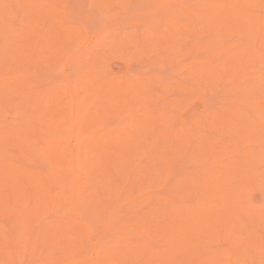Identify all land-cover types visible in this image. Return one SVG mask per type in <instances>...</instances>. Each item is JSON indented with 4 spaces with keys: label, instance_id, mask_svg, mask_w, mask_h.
<instances>
[{
    "label": "rangeland",
    "instance_id": "374dc122",
    "mask_svg": "<svg viewBox=\"0 0 264 264\" xmlns=\"http://www.w3.org/2000/svg\"><path fill=\"white\" fill-rule=\"evenodd\" d=\"M6 1L7 2H10V4H11V6H12V8H14L13 10H15L16 12H15V14H17V16L18 17H15L16 15H12V14H14L13 12L11 13L10 12V14H9V17H8V19L5 17V15H3V21L2 20H0V21H2V22H0V27H2V23L5 21V20H8V21H11L12 23V28H17V27H20V28H18V31H15L14 32V35L9 39V37L10 36H8L7 38H4V39H9V40H4L3 38V40L6 42H4L2 39H1V37H0V44H1V48H0V55H1V53H2V50H3V46H2V42H3V45L4 46H10L9 48L11 49V48H13L14 50H15V52L13 53V55H10V57L12 56V59H10V61H9V58H8V61H6L4 58H5V54L3 55V53H2V55H3V57H2V55L0 56V57H2L3 59H1V60H5V63H4V61H2V64L0 63V87H2V88H0V89H3L4 87H6L8 90H9V95H8V97H9V100H12V103H14V104H16V105H14V104H10L9 106H6L5 105V103H4V99H6V96L5 95H2L1 93H0V105H1V108H3V106H4V110L2 109V112H1V108H0V134H2V133H4L5 131H7V130H14V129H16V130H14V131H16L15 133H19V130H18V128L19 127H23V125H24V123H25V121L26 120H31V121H33L34 120V118L33 119H31L32 118V116L30 117V118H28L30 115H32V114H30V113H32V111H34V109H36L37 108V110H39L40 109V105H39V103H37L36 101H38V98L37 97H32L34 94H37V92L39 91L40 93L41 92H43L42 90H44V92H47V91H52V87H53V84L54 85H58V83H62V85H63V87H64V85L65 86H67V78H66V76H68V79H71V80H69L70 81V83H71V85H72V83L74 82V83H76V84H78V87H79V90H78V87L76 86V84L73 86V90H74V94L77 96V94H76V91H80L79 92V96H80V94L82 93L83 95L85 94V92L87 91V92H89L90 94H92V96H93V99L91 100V98H90V100L91 101H89V100H87V102H88V106L89 105H92V106H90L91 108H89V111H91V113H92V111L95 109V108H99V107H95V106H93V104L96 102L95 100V98H97V96L96 95H98V94H96L95 93V91L97 92V90L98 89H96V87H97V83H98V81H99V83L98 84H100V82H110L111 80H115L114 78H117V77H120V78H118L119 80H121V81H125V80H127V78L126 77H130V78H128V79H131L132 78V81H128L129 82V86L127 87L128 89V91H127V95H128V102H127V106H126V104L124 105V106H126V109H125V107H124V109L126 110H123V111H121L120 113H119V108H121L120 106H122L123 107V102H121L118 106V108H117V105L115 104V103H111V105L112 106H114V108L112 107V108H110L109 109V107H111V106H109L108 107V105H107V107H106V109L103 111V114L101 115V117H100V119L98 120H92L91 121V127L90 126H88L87 127V130H85V134L84 135H86V136H82L81 138L82 139H85V137H87V136H89V137H91V136H93V134L92 133H95V135L97 134V135H100L101 133H103L104 131H106V132H112V133H120V132H123V130H128L129 132L131 131V132H133V133H131V134H134L135 133V135L136 136H138V138L139 137H142V138H140L139 140H141L142 139V142H140L141 143V145H140V147L141 146H146V144L145 143H147L148 144V142L150 143V148H148V146L145 148V151H144V149L142 150L143 152L141 153V151H137V148L139 147V146H136L137 148L135 149V147H134V149H133V151H129L130 150V148L127 150L128 152H133V153H140V155L139 156H142V158H141V161H139L140 160V158L138 159V161L139 162H137L136 160H135V158H133V156H135V155H133V153H129L130 154V156H131V160H129L130 159V157H129V159L128 160H126V161H128V163H131V165H130V167H129V169L131 168V166L133 167V170L132 169H130V170H132V171H130L129 169L127 170V171H129L130 173L129 174H131V173H136L135 174V176L137 177L138 175H140V173H141V175H143V176H140V177H147V179L149 178L150 180H152L151 179V177L155 180V182H156V186L155 185H153V184H151L150 183V180H149V182L147 181V179H146V181L144 180L143 181V183H142V185L140 184V185H137L136 184V186L135 187H137L138 189H139V187H140V189H141V187L143 188V189H146L147 188V185H148V188L149 189H146V190H143V191H139V190H136V191H139V194H137V192L136 191H133V193L130 195H126V194H128V193H131L132 192V190H131V192L130 191H126V194H125V191H123V189L125 188V187H127V186H129L127 189H129L130 190V185H129V183H128V178L129 177H131V179H132V176H134V174H131V175H129L128 173H127V171H126V176H128V178L126 177V179L124 178V176H125V172L123 171V169H124V167L123 168H121V167H119V166H121L122 164H123V161L121 162L119 159L120 158H118V157H115L116 156V154L115 155H112L110 152H109V150H110V148H109V146L108 145H106V146H104V147H106V153H108V155H110V157H108V155H106V153H105V155L104 154H102L101 155V158H99V160H97V161H99V164L102 162H104L103 164L101 163V166L99 165V169H100V167L102 168V166L103 165H105V167L106 166H108V165H110L111 167H112V165L115 163V162H117V160H119V162L118 163H120V164H117V163H115V164H117L118 165V167L119 168H117V167H115V168H117L118 170V174H115L114 175V177H116V179L115 178H113V180H109V182L112 184L113 183V185H112V187L114 186V196L117 198V204H118V206L116 207V210L117 211H115V212H113L112 214H109L110 215V217H108L109 219L107 220V217H106V221H107V223L104 221V223H102L101 225H97L96 223H95V221H93V223H95L96 224V228H94V226L91 228V229H93V230H90V235H91V237L88 235V234H85V232H84V237H83V235H81V234H79V235H77L78 237H80V240L79 241H81V242H84V240H87L86 242H84V243H81V242H79V243H81L80 244V246L82 247V248H84L83 246L85 245V248L83 249L84 250V254H87V252L85 251V250H87L88 251V254L90 253V255H88V257L86 256V257H83V255H82V252H83V250L81 249V247L79 246V248H80V250H82V252H80V250H78V251H76V253H75V255H77V252H80L79 254H80V258H76V257H78V256H74V258H75V261L73 260V262L72 261H70V263L72 262L73 264H83V263H85L86 262V264H91V263H93V262H90V260H92V259H94V257L95 256H97L98 254L97 253H99V251L100 252H103L104 251V256H103V254H101L102 256H103V259H100V261L101 262H105L106 264H107V262L108 263H112V264H118V263H115V262H117V254L119 253V256H121L122 257V255L123 254H125L127 251H126V249H128L127 247H126V245L125 244H127V242L126 241H128V240H132V237L133 238H135L134 236L135 235H137L138 237H141L140 239H142L143 241H141L140 243H141V245L142 244H148V246H149V248L147 247L146 248V246H145V248H143V246H141V247H139L138 249H139V251H140V249H141V252L142 253H140L141 255L143 254V250L144 249H153V250H159V249H156L157 247H159L160 248V252H162V251H165V250H167V249H173V247L174 246H176L177 244H178V242L179 241H173V243H171V240H170V242H168V241H166V240H169V239H167L166 238V240H164L163 242H159V243H161V244H159L158 242V244H153V243H151V242H153L154 241V239H153V236H151L152 238H150V243L149 242H147L148 240H147V237H149L148 236V233L151 231V230H154V227L157 225V221L159 220H156L157 219V216L156 217H154V218H156L155 220V222L153 223V221L151 222L150 221V224H152L151 226L152 227H150V226H147L146 225V223L143 225V227H141L142 225L140 224V226L138 225L139 223H138V221H140L141 220V223H142V220L144 221V222H146V219L144 220V218H146L147 216L149 217L150 215V218L151 217H153L152 215H154L151 211V213H150V215L148 214V211H146V212H144L145 211V208H146V210L148 209H150L149 207L152 205V208H156V210H152V211H154V212H156V215H158V214H160L161 212H163V214H164V216H165V214L166 213H169V210L173 207V206H176V204H177V201H181V203H182V201H183V203L184 202H186L187 204L189 203L190 205H192V206H194L195 207V209H196V212L195 213H199V210H197V208H202V210H204L205 208L203 207L204 205H202V204H204L205 203V201H206V199L205 198H207V199H209V200H214V201H218L219 199V201H221L222 200V204L224 205V207L227 209H225L224 207H223V209H224V211H226V213H228L230 216H228V214H227V217H225V213H224V211H223V209L221 210V213H218V214H222L221 215V218H228L229 217V219H227V220H231V221H233V222H231L230 221V223H231V225H234V227L233 226H231L232 227V231H230V232H226V231H228L227 229H225V232H226V234H225V232H224V234H225V236L224 235H221V233H223V231H224V228H222V227H224V226H221L222 225V222H221V225H218L217 223L215 224V223H212L211 222V224L209 225V230H208V232H211V233H208V234H210V236H211V238L209 237V239L210 240H207L208 238L205 236H203L202 237V235L203 234H200L201 236H199V234L196 236V240L198 241V239L201 237L202 239H201V241L203 240L204 241V243L203 242H201L202 244H207L206 245V247H209V245L211 246V247H209V248H211V249H209L210 251L213 249L214 251H215V249L216 250H219V248L221 247V249L220 250H224L225 248H227V245H228V243H226V242H228L229 241V243H230V245H231V247L232 246H234V247H236L235 248V257L236 258H238L239 259V261H243L242 263H244V260L246 259V258H252V263H251V261L250 260H245V262L246 263H249V264H264L263 262H264V255H263V253H264V250L262 251V252H260V251H258L259 252V254L261 255V256H263V257H260L261 259L263 258V260H257V259H259V254H255V255H258L257 257L255 256V257H253V255L254 254H252V257L251 256H249V254H250V251L248 252V247L246 246V245H244V244H246V242L247 241H249L250 239H251V235H253V239L255 238L254 236H256V238L257 239H259L260 238V236L262 237V239L264 238V217H259V216H255V217H259L258 219H256V220H252V221H249L250 220V218H247V217H250V214L252 213L253 214V212H255L256 214H258L257 212H260V213H262L263 212V215H264V208H261L260 209V206H264V188H262V187H264V186H262V184H264V182H263V180H264V172H262V171H260V169L258 168H256V166H260V168L262 167L263 169H264V163L262 164V163H259V165H258V163H256L255 161H254V163H253V160H254V158L252 157V155H251V151H252V153H254L253 155L254 156H257V154L258 155H260L259 153H257V151H254V150H257V149H254V148H257L256 146H259L258 147V150H259V148H261V154H262V159H264L263 158V154H264V139L262 140V141H260L261 139L260 138H263V137H261V135H260V131H259V128H255L256 126H249L250 124L252 125V124H254V122H255V120L257 121V118H258V116L259 117H262V118H259V119H264V109H263V106H264V86H262V85H264V83H262L261 85H260V83L262 82V81H264V59L259 63V61H260V59H259V57H260V55H256V49H257V51H258V49L260 50L261 49V47L262 46H264V41H262V39L264 40V32H263V29H262V35H260L261 34V31H258V32H260L258 35H260V37L258 36V35H256L255 36V34L254 35H252V38H253V36H255L253 39H251V36H248V34H250L251 35V33H249V28L250 29H252L253 30V32L254 33H256V30L257 29H259V27H258V25H256L257 26V29H256V27H255V29H254V26H255V24L254 23H256V24H259L258 22L259 21H257L258 19L256 18V20H252V17L254 16V15H256L257 14V12L256 11H258L259 13V16H262V14H263V16H264V13L262 12L263 10H264V4H263V2L264 1H260V4L258 5H254V6H252V4L250 5L249 4V2H250V0L249 1H247L246 0V2L244 3V1L242 0V2H243V4H241V8L242 9H249L251 12H252V10L254 9H256L255 10V12H252L254 15L250 18V17H248V16H245V18H246V20L248 21V18H250L251 20L250 21H252L251 23H252V26L251 25H248V23H249V21L247 22V21H245L244 19L245 18H243V16L241 15L240 16V19H236V17L238 16V15H232V12H230V8H229V6L227 5V4H229L228 2H230L232 5H237L238 4V0H235L233 3L231 2V1H233V0H184V2L185 3H183V0L181 1V0H149V1H147V0H131V2L129 3V4H127V5H125V4H123L122 6H121V3H123V2H121V1H123V0H115V1H120L119 3L117 2H115V5H114V7H112V8H107V7H103L104 5H101L100 3H101V0H51V2H53V8L52 9H50L49 11H51V12H49V15H53V13H54V15L55 16H58V17H56V20L58 19V21L59 20H61V22L63 21L65 24L64 25H66V26H69V27H72V29L73 30H75V32L77 31V29H79V32H78V34H77V32H76V39L74 38V40H75V42L74 41H72V43L71 44H65V46H64V49H63V55L61 54V56L59 57V58H57V59H55L53 56H51L50 54H53V51L51 50V49H53L52 47H51V49H50V47H45V45H43V44H38V45H34L33 44V48H31V50H29V51H27L29 54H31L34 58H36L37 60H39L40 59V61H41V59H44V61H39V63H36V64H32V65H27L26 66V64H27V62H31V63H33V60H35L34 58H29L30 59V61H29V59L27 58L26 60H28V61H26V64L24 63L25 61H24V59L26 58L25 57V51H24V49H26V47L25 46H23V48L21 47V49H19L20 48V46H22V43H23V41H24V39H25V37H27L28 36V34L26 33L25 34V32H27L28 30L30 31V33H33L34 35H32V34H29V36L31 35V36H35L36 34H37V30H34L35 28H43V30H42V32L44 31V30H46L45 28H51L52 27V25L53 24H51V20L50 21H48V20H46L45 19V21H46V24L43 22V24H39V25H37V23H35V21L36 20H33L32 19V15H30L28 12V14L26 13V11L25 10H30V9H41V10H44V8H46L45 7V5H46V1H48V0H15V2H13L12 0L10 1V0H5V3H6ZM102 1H104V0H102ZM106 1V0H105ZM113 1V0H112ZM146 1V2H145ZM162 1V2H161ZM224 1V2H223ZM21 2V3H20ZM100 2V3H99ZM125 2V1H124ZM126 2L128 3L129 2V0L127 1L126 0ZM125 2V3H126ZM145 2V3H144ZM150 2V3H149ZM218 2V3H217ZM223 4H225L224 6H227V7H224V9H226L227 8V10H223V8H222V3ZM97 3H99V4H97ZM103 3V2H102ZM105 3H107L108 4V1H106ZM104 3V4H105ZM110 3H113L114 4V2H110ZM162 3V4H161ZM7 4H9V3H7ZM113 4H111V6L113 5ZM220 4V5H219ZM246 4V5H245ZM17 5V6H16ZM128 5H130V6H128ZM213 5H215L216 7H218L217 8V10L216 11H213V10H211L210 8H212L213 7ZM244 5V6H243ZM250 5V6H249ZM107 6V5H106ZM110 6V5H109ZM127 6H128V8H127ZM147 6V7H146ZM214 6V7H215ZM260 6V7H259ZM1 7V6H0ZM25 7V8H24ZM125 7V8H124ZM168 7L170 10H172V14L170 15V12L171 11H169V13L168 12H166V8ZM185 7V8H184ZM192 7V8H191ZM216 7L214 8V9H216ZM232 7V6H231ZM263 7V9L261 10V8ZM148 8V9H147ZM187 8V9H186ZM1 9V8H0ZM25 11V13L23 14L22 12H23V10ZM146 9L149 11L150 10V12H146ZM165 9V10H164ZM182 9H183V11L186 13V10H195L194 11V13L193 12H190V14H185L186 15V17H184L185 15H183L182 13H183V11H182ZM221 9V10H220ZM258 9H260V11L258 10ZM164 10V11H163ZM220 10V11H219ZM228 10H229V13H228V16L227 15H225L224 13H226V12H228ZM253 10V11H254ZM179 11H182L181 13L179 12ZM209 11V12H208ZM225 11V12H224ZM18 12V13H17ZM160 12V13H159ZM162 12H166V14H169L170 15V17H172L173 16V14L176 16V14H177V16L178 17H175V16H173L172 17V19L174 20V18L175 19H177L176 20V22H175V20H174V22H172L173 20H171L170 18H169V16L168 15H166V14H161ZM174 12V13H173ZM197 12V13H196ZM214 12L215 14H217V16H219V17H221V15H222V17L223 16H225V17H227V18H221V22L222 21H224V22H226V23H224V24H221V22L220 21H218V19L217 18H219V17H217V18H213V16H216L214 13V15H212V13ZM262 12V13H261ZM51 13V14H50ZM160 14L159 16H158V14ZM179 13V14H178ZM191 13H193V14H191ZM195 13H196V18H195ZM231 13V14H230ZM1 14V13H0ZM24 16H23V15ZM199 14V15H198ZM220 14V15H219ZM227 14V13H226ZM230 14V15H229ZM2 15V14H1ZM1 15H0V17H1ZM12 15V16H11ZM29 15V16H28ZM150 15V16H149ZM188 15V16H187ZM193 15V16H192ZM212 15V16H211ZM244 15V14H243ZM59 16H62V17H59ZM153 16V17H152ZM230 16H232V18L230 17ZM262 16V17H263ZM24 17V18H23ZM147 17H149V18H147ZM188 17V18H187ZM190 17H192V18H190ZM248 17V18H247ZM17 18V19H16ZM65 20H64V19ZM158 18V20H156ZM164 19V20H168L167 21V23L165 24V25H163V23H165V21L163 20H160V19ZM190 18V19H189ZM195 18V19H194ZM229 18H231V19H236L237 21H238V23H240V24H238L242 29H240V31H242L243 33H247V34H242V32L241 33H239L237 30V26L234 28V27H232V29L231 28H229V26L231 27V26H234L235 25V23H231L230 21H231V19H229ZM237 18H239V16L237 17ZM15 19V21L13 22V20ZM63 19V20H62ZM151 19H153L152 21H151ZM155 19V20H154ZM180 19V20H179ZM213 19H215V21H213ZM227 19H229V21L227 20ZM253 19H255V18H253ZM263 19H264V17H263ZM44 20V19H43ZM42 20V21H43ZM55 20V19H54ZM150 20V21H149ZM169 20L172 22V24L169 22ZM190 20H193V21H190ZM195 20V21H194ZM235 20V21H236ZM34 21V22H33ZM41 21V22H42ZM48 21V22H47ZM58 21H52L53 23L54 22H58ZM66 21V22H65ZM177 21H179V22H177ZM243 21V22H242ZM254 21H256V22H254ZM37 22V21H36ZM39 22H40V20H39ZM40 22V23H41ZM218 22L220 23V24H218ZM234 22V21H233ZM254 22V23H253ZM10 23V22H9ZM34 25H33V24ZM56 23H54V25L56 24ZM180 23V24H179ZM4 24V23H3ZM16 24V25H15ZM49 24H50V26H49ZM170 24H171V27H170ZM198 24H199V26H198ZM211 24H213L212 26H211ZM217 24V25H216ZM226 24H227V26H228V28H227V26H226ZM250 24V23H249ZM37 25V27H35ZM54 25H53V27H54ZM57 25V24H56ZM55 25V26H56ZM180 25H182V26H180ZM214 25H216V26H214ZM236 25H237V22H236ZM40 26H42V27H40ZM44 26V27H43ZM169 26V27H168ZM173 26L175 27L174 29H173ZM198 26V27H197ZM223 26H225V28H222ZM238 26V27H239ZM243 26H244V28H243ZM260 26V25H259ZM22 27V28H21ZM214 27V29H212ZM220 27L223 29V31H222V29H220ZM245 27H246V29H245ZM253 27V28H252ZM263 28H264V25L262 26ZM25 29V31L23 32V30ZM116 28H118L119 30L117 31H113V30H115ZM176 28H179V29H176ZM248 28V29H247ZM153 29H154V32H153ZM172 29H173V31H172ZM210 29H212V30H210ZM220 29V30H219ZM225 29L226 30H228L227 32H225ZM237 29V30H236ZM243 29H244V31H243ZM21 30V31H20ZM27 30V31H26ZM80 30H81V33L82 32H84L83 33V35L85 34L86 35V39L84 40L83 39V37L85 36H83L81 33H80ZM113 32H112V31ZM175 30V31H174ZM179 30H181V31H179ZM218 30V31H217ZM234 30H236V32H233ZM246 30V31H245ZM28 31V32H29ZM211 31V35H210V32ZM215 32V31H217L216 33H218L219 35H217V36H215V34L213 33V32ZM219 31H221V33H219ZM251 31V30H250ZM20 32V33H19ZM45 32V31H44ZM105 32V33H104ZM118 32V33H117ZM157 32L159 33L158 35H157ZM252 32V31H251ZM23 33V34H22ZM103 33H104V35H103ZM117 34V36L120 34V36H121V38H123V39H121L120 40V36H118V37H115V35ZM155 34V35H154ZM220 34H221V36H220ZM224 34V35H223ZM236 34H238V35H236ZM240 34H242V35H244L245 36V38H241L242 36H240L239 37V35ZM253 34V33H252ZM257 34V33H256ZM24 35V36H23ZM108 35H109V38L108 39H106L105 37L107 36L108 37ZM115 37L114 39H115V41H114V39H113V36ZM212 35H214V36H212ZM246 35H247V37H246ZM28 36V37H29ZM30 36V37H31ZM112 37V41H111V37ZM220 36V37H219ZM257 36L259 37V38H257ZM263 38H262V37ZM104 37V38H103ZM239 37V38H238ZM12 38H14V39H16V41H15V43H14V41H13V39ZM35 38V37H34ZM116 38H117V40H116ZM126 38V39H125ZM241 38V39H240ZM30 39V38H29ZM32 39V38H31ZM81 39H83V40H81ZM110 39V42L112 43L113 41L114 42H117V43H114L113 42V44H114V47H113V45L111 44V43H109L108 42V40ZM251 39V40H250ZM256 41H255V40ZM257 39H258V42H259V40L261 39V41L259 42V43H257ZM2 40V41H1ZM97 40H99V41H97ZM104 40H106L105 42L103 41V44L105 45V43L106 42H108L109 44H111L112 45V48H109L108 46H106V47H102V48H104L105 49V51L103 52V53H101L102 52V48H101V44H102V41ZM125 40V41H124ZM213 40V41H212ZM241 40V41H240ZM243 40V41H242ZM253 40L255 41L254 43H253ZM10 42V44L8 43V42ZM82 41V42H81ZM179 41V42H178ZM209 41H211V42H209ZM216 41V42H215ZM98 42V43H97ZM99 42H101V43H99ZM177 42H178V44L179 45H177ZM204 42L206 43V44H204ZM242 42V43H241ZM8 43V44H7ZM19 43V44H18ZM108 43H106V44H108ZM176 43V44H175ZM203 43V44H202ZM239 43H240V45L242 46V45H244V46H242V49H239V48H241L240 46H238L237 47V45H239ZM262 43V45H260ZM98 44V45H97ZM102 44V45H103ZM195 44H201L200 46H199V48H198V50L200 49L201 51H199L200 52V54L199 53H197L196 52V49L195 48H197V46H195ZM216 44V45H215ZM17 45H19V47L17 46ZM171 45H173V46H175L173 49L175 50V48L178 50V46L180 47V49L178 50V51H171V50H173V49H171ZM177 45V46H176ZM190 45H194V48L192 47V46H190ZM205 45V46H204ZM252 45V46H251ZM17 46V47H16ZM70 46V47H69ZM72 46V47H71ZM100 46V47H99ZM110 46V45H109ZM116 46V47H115ZM208 46V47H207ZM216 46H217V48H216ZM224 46V47H223ZM251 46V47H250ZM258 46H259V48H258ZM68 47V48H67ZM253 47H255L256 49H254ZM9 48H7L6 47V49H9ZM100 48V49H99ZM107 48V49H106ZM203 48H204V50H203ZM208 48V49H207ZM216 48V49H215ZM220 48H221V50H220ZM234 48H238L239 49V51H238V54H239V52L242 50L243 51V53H244V51H245V54H247V55H245L244 54V57L245 58H243V54H242V51L240 52L241 53V55H239V57H241V59L238 57V56H236L237 55V53H236V51H237V49L235 50ZM245 48H248L247 50H252V48H253V54L255 53V55H253V54H251L252 56H254L255 58H256V56H258L256 59H254V60H252L253 58H252V56H251V58H250V54H248L250 51H247V50H244ZM263 48V47H262ZM19 50V51H18ZM100 50H101V52H100ZM197 50V51H198ZM233 50L235 51L234 53H232L233 52ZM262 51H263V53H264V48L263 49H261ZM24 51V52H23ZM232 51V52H231ZM246 51H247V53H246ZM255 51V52H254ZM4 52V51H3ZM217 52H219V54L217 55ZM9 53V52H8ZM227 53H228V56H227ZM251 53V52H250ZM258 53V52H257ZM10 54V53H9ZM174 54V55H173ZM230 54V55H229ZM259 54V53H258ZM22 55H24V57H22ZM226 55V56H225ZM9 56V55H8ZM19 57V60H18V58H16V57ZM177 56V57H176ZM249 56V57H248ZM24 58V59H22V61H24V62H22V61H20V59L21 58ZM48 57V58H47ZM174 57V59H176V61L173 59L172 60V58ZM233 57V58H232ZM247 57V58H246ZM52 58H54V59H52ZM226 58H228L229 60V62L228 61H226L227 59ZM243 58V59H242ZM17 59V60H16ZM232 61H231V60ZM234 59H236V60H234ZM241 61H240V60ZM244 59L246 60L245 62H244ZM251 59V60H250ZM262 59V58H261ZM11 60H13V61H11ZM222 60V61H221ZM223 60H225V61H223ZM238 60V61H237ZM255 60L256 61H258L257 63L255 62ZM19 61V62H18ZM102 61V62H101ZM104 61V62H103ZM180 62V65L178 64L179 62ZM235 61V62H234ZM255 63H254V62ZM8 62H13L14 63V70L15 71H13L14 73H12L11 75H9L8 73L9 72H7V65H8ZM21 62V63H20ZM220 62H222V63H220ZM231 62L233 63V65L235 64V66H236V64H237V66L239 67H235V69H237L236 71L234 70V68L233 67H231L232 66V64H231ZM240 62V63H239ZM244 62V63H243ZM250 62H251V64H250ZM252 62H253V64H252ZM25 64V66L24 67H26V68H23L22 66H23V64ZM30 63V64H31ZM35 63V62H34ZM102 63H105V65L103 64V66L104 67H102V68H104V69H102V68H100V66H101V64ZM206 63H208V64H206ZM229 65H228V64ZM239 63V64H238ZM242 63L243 64H246V63H248V65H246V66H244V65H242ZM12 64V63H11ZM19 64V65H18ZM97 64V65H96ZM223 66V67H221V68H224L225 66H226V64L228 65V67L226 66L225 68L226 69H224V70H227V72L229 71V69H230V67L231 68H233L232 70H230V72H228L229 73V75L227 74L226 75V71H223V70H221L222 72H221V74H222V78H219V79H216L218 76L217 75H213L212 73H211V71L210 72H208V68H210V69H212V72H213V70L216 68V65L218 66V67H220L221 65ZM231 64V65H230ZM241 64V65H240ZM255 64V65H254ZM2 65V66H1ZM16 65V66H15ZM17 65L18 66H20V68H18L17 67ZM220 65V66H219ZM225 65V66H224ZM96 66V67H95ZM99 66V67H98ZM208 66V67H207ZM245 68H244V67ZM15 67H16V69H15ZM82 67H83V70H82ZM18 68V69H17ZM206 68V69H205ZM2 69H4V70H2ZM5 69H7L6 70V72H4L5 71ZM26 69V70H25ZM82 70V71H81ZM86 70H88V71H86ZM92 71V73H88L89 71ZM204 70H207V71H204ZM219 71L220 72V69H215V73H217V71ZM242 73H241V72ZM81 72L82 73H86L87 74V76H88V78H89V76H91L89 79H87V77H86V75L85 74H83V75H85V77L84 76H80V77H82V79L83 78H85V80H86V82H84V84L82 83L83 81H84V79H83V81L81 80L80 82H79V79H77V78H79V75H81ZM194 74H193V73ZM202 72H205V74H202ZM209 73V75L207 74V73ZM223 72H226V73H224L223 74ZM240 72V73H239ZM257 72H258V74H257ZM93 73H95V75L97 76V78H102V75H105V77H103L104 79H101V80H99V79H97L96 78V76L95 77H93L92 78V75H94ZM98 73H102L101 75L99 74L98 75ZM197 73V74H196ZM239 73V74H238ZM261 73V74H260ZM89 74H91V75H89ZM206 74H207V76H206ZM221 74L219 75L220 77H221ZM253 74H255L253 77H255L256 79V81H258V78L260 79V81H258V82H256V83H258V84H255V85H252L253 84V82L255 81H253V77H250V76H252ZM259 74L261 75V77H263V78H261V77H259ZM191 75H193V76H191ZM203 75H205L206 77H207V79H206V77L205 78H202L201 79V77ZM224 75V76H223ZM258 75V76H257ZM9 76V77H8ZM208 76H210V77H214V79L216 80V81H214L213 83L211 82V80H214V79H212V78H209L208 79ZM70 77V78H69ZM193 77V78H192ZM94 78L97 80H95V81H93L94 80ZM250 78H252V79H250ZM13 79V84L15 85L16 83H17V86H16V88H17V91L15 90L16 88H13L12 89V83L10 84V86H11V88L6 84L7 83V80H9V81H11V80ZM24 79V80H23ZM31 79V80H30ZM76 79H77V81H76ZM81 79V78H80ZM107 79V80H106ZM5 82H4V81ZM52 81V82H48V81ZM88 80H89V82H88ZM241 80V81H240ZM262 80V81H261ZM8 81V82H9ZM49 83V85L51 84L52 86L50 87V88H48V83ZM72 81V82H71ZM76 81V82H75ZM138 83H137V82ZM204 81V82H203ZM207 81V82H206ZM211 82V83H209V82ZM244 81H246L245 83H244ZM248 81H250V82H248ZM2 82H4V83H2ZM94 82H96V84L94 83ZM10 83V82H9ZM30 83H31V85H30ZM73 83V84H74ZM88 83V84H87ZM95 84V86H94V84ZM202 83V84H201ZM204 83L206 84V85H208L209 84V86L207 87L206 85H204ZM247 83V84H246ZM59 84V85H60ZM82 84V85H81ZM211 84V85H210ZM250 84H251V86L252 87H254L255 88V91L257 92L256 94H255V92L254 93H252V91L250 90V92H248V89L249 88H251V86H250ZM6 85V86H5ZM46 85H47V87H46ZM84 85H88V87L86 88V86H84ZM90 85V86H89ZM246 85H249V86H246ZM256 85H258V87L259 88H257L256 87ZM92 86H93V88L94 89H96L95 91H94V89H92ZM203 86H205V87H203ZM15 87V86H14ZM60 87V86H59ZM146 87H147V89H146ZM149 87V88H148ZM249 87V88H248ZM48 88V89H47ZM54 88H55V86H54ZM256 88H257V90H256ZM260 88H262V89H260ZM10 89L12 90V93H10L11 91H10ZM30 89H33V92L32 91H30ZM65 89H66V87H65ZM65 89H61L60 90V92L59 93H61L64 97H66V96H68L69 95V93H65ZM92 89V91H90ZM125 89V88H124ZM123 89V93H125L126 92V90H124ZM140 89H141V91H140ZM46 90V91H45ZM84 90H86L85 92H84ZM147 91V93L148 94H150V95H147V93L146 92H144V91ZM254 90V89H253ZM1 91V90H0ZM50 91V92H51ZM139 92L138 93V95L140 94V96H138V95H136V92ZM144 92V94L145 95H147L146 97H152L153 98V96H154V98H153V100H154V102L156 103L157 102V104H155V105H152V106H154V107H152V106H150L149 107V105H151V104H153V100L152 101H150L149 100V97L148 98H145V96L144 95H142L141 94V92ZM236 91H237V93H236ZM240 91V92H239ZM21 92H22V94H21ZM38 92V94H40ZM92 92V93H91ZM95 94H94V93ZM239 92V93H238ZM242 92V94H240ZM258 92H260L259 93V95L261 94V100H260V102H259V104H257L258 102L256 101V100H258L259 101V99H258V96H257V94H258ZM18 93V94H17ZM98 93V92H97ZM129 93V94H128ZM19 94L20 95H22V96H19ZM27 94H29L28 95V97H27ZM60 94V95H61ZM68 94V95H67ZM89 94V96L90 97H92L91 95ZM236 94H238V95H236ZM246 94H247V96H246ZM31 95V96H30ZM83 95H81L80 97H84ZM242 95V96H241ZM20 98H19V97ZM95 96V97H94ZM143 96V97H142ZM236 96V97H235ZM241 98V100L239 99V97ZM250 96V97H249ZM254 96V97H253ZM256 96V97H255ZM27 97V98H26ZM33 99H35V100H33V101H28L27 99H30V100H32L31 98ZM80 97H78L79 99H81ZM88 97V95L86 96V98ZM253 97V98H252ZM26 98V99H25ZM59 98H61V100L60 101H63L62 100V97H60V96H58V94H57V99H59ZM85 98V99H86ZM151 98V99H152ZM254 98H255V100H254ZM82 99H84V98H82ZM82 99L80 100L81 102H83L82 101ZM67 100V98L65 99V101ZM147 100H149V101H147ZM93 101H95L94 103H93ZM143 101V102H142ZM240 102V104L242 105V106H240V104H239V102ZM24 102H26V106H24L25 105V103ZM37 103L36 105L37 106H35V107H33L34 106V104L33 103ZM129 102H131V104H129V105H131L130 107L132 108V111H133V113L131 112L130 113V111H131V109H129V105H128V103ZM149 102V103H148ZM257 102V103H256ZM23 105H22V104ZM90 103V104H89ZM92 103V104H91ZM126 103V102H125ZM142 103V104H141ZM146 103V104H145ZM167 105H166V104ZM170 103H172L171 104V107L170 108H168L169 107V105H170ZM114 104V105H113ZM122 104V105H121ZM29 105H32L31 107L29 106ZM98 105V104H97ZM166 105V109L164 108V106ZM238 105V106H237ZM99 106V105H98ZM144 106V107H143ZM146 106V107H145ZM162 106V107H161ZM168 106V107H167ZM242 107L241 109L240 108H238V107ZM260 106H262V108L260 107ZM27 107H29V110H26V112L27 111H29V113H28V115L29 116H27V118H26V116H25V114H24V109L26 108V109H28ZM38 107H39V109H38ZM159 107V109H160V107H161V109H163V111H164V109H165V111L167 112V113H169V111H170V109H172V112H173V116L174 117H170L171 115H172V113H169V115L164 111L163 113H161L162 112V110L160 111H158V113H161V115L159 116V114H157V119H155L156 118V115H154V114H156L157 112H155L154 110H153V108H158ZM254 107V108H253ZM88 108V107H87ZM86 108V110H88ZM167 108H168V111H167ZM236 108V109H235ZM246 110H245V109ZM251 108H252V110H251ZM108 109H109V111H108ZM113 109V110H112ZM128 109L130 110V111H128ZM232 109L233 110H235L236 111V114H238L237 115V117L238 118H236V114H235V116H234V111H232ZM240 109V111L239 112H237V110H239ZM244 109V110H243ZM31 110V111H30ZM36 110V111H37ZM97 110V109H96ZM121 110H122V108H121ZM149 110V111H148ZM151 110V111H150ZM255 110V111H254ZM24 111V112H23ZM40 111H41V109H40ZM39 111V112H40ZM118 113H117V112ZM147 111V112H149V115H151V113L154 111V113H152V116L151 117H153V119L151 120H147V118H146V121H145V119H143L145 116V112ZM231 111H232V114H231ZM251 111V112H250ZM35 112V111H34ZM34 112H33V114H34ZM39 112L37 111V113L36 114H39ZM96 112V111H95ZM171 112V111H170ZM259 113V114H257V113ZM137 113V114H136ZM148 114V113H147ZM207 114H211L210 115V117L212 116V118L214 119L215 117H216V119H217V121L218 122H216L217 123V125H215L214 123L215 122H212L211 124L215 127H212V126H210L211 124L208 122V120L209 119H211L210 121H212L213 119L212 118H208L207 117ZM248 114H250L249 116H248ZM253 114V115H252ZM255 114H257L258 116H255ZM51 115V114H50ZM53 115V114H52ZM51 115V116H52ZM132 115H134V116H132ZM149 115H147V117L149 116ZM163 115V116H162ZM164 115H165V117H164ZM213 115H214V117H213ZM223 115H225V119L226 120H224V116ZM229 115V116H228ZM231 115V116H230ZM25 116V117H24ZM49 116V115H48ZM51 116H49L48 118H51ZM144 116V117H143ZM161 116H162V118H161ZM167 116V117H166ZM219 116L221 117V119L219 118ZM252 116V117H251ZM33 117H34V115H33ZM47 117V115H45L43 118H42V120L40 119V118H38V120H35V123L33 122H31V125L32 124H34V125H36V135L38 134V136H40L41 134H45L44 133V131L45 130H47L48 129V126H49V122H48V120L46 121V118ZM155 117V118H154ZM207 117V118H206ZM227 117H228V119H227ZM233 117H235L234 118V121L236 122L237 120H238V122H236V123H238L239 124V126L242 124V122L245 124V126H243L244 124H242L241 126H243V129L245 130V131H243V129L241 128L240 129V127L239 126H237V124H235L234 123V121H232L235 125H233V123L231 122V120L229 121V119L230 118H233ZM26 118V120H24ZM139 120H137V119ZM163 118L165 119V120H167L166 118H168V119H173V120H169V124L167 123L168 122V120H167V122H165V121H163ZM218 118H219V120H221V121H219L218 120ZM148 119H149V117H148ZM160 119H162V120H160ZM207 119V120H206ZM237 119V120H236ZM138 121V123H140L141 121L145 124V126L144 127H147L148 126V130H145V128H144V132H143V134H144V136L143 135H141V136H139V134H142V133H140V131H141V128L138 126L139 124L137 123V121ZM38 121V122H37ZM94 121H95V124H94ZM134 123H133V122ZM136 121V122H135ZM171 121V122H170ZM216 121V120H215ZM225 121V122H224ZM242 121V122H241ZM252 121V122H251ZM30 122V121H29ZM43 123V126H44V128L43 127H41L40 129H39V125H41L42 126V124H37V123ZM101 124H100V123ZM152 122V123H151ZM219 122H221L222 124H224V126H225V128L223 127V128H220V127H222V124L221 123H219ZM224 122V123H223ZM260 121L258 120V123H259ZM264 122V120H262L261 121V123H263ZM97 123H99V124H97ZM128 123V124H127ZM150 123V124H149ZM155 123V124H154ZM221 124V125H219V124ZM256 124H258L257 122H255ZM47 124V125H46ZM80 124H81V122L79 123V126H80ZM136 124H138L137 126L139 127H137L136 126ZM171 124V125H170ZM27 125H29V123L27 124ZM30 125V126H31ZM34 125H32L31 127H33V129H31V127L29 128V126H26V124H25V126L26 127H28L27 129H31L32 131H30V132H28L27 134H29V135H27V136H32V138L34 139L35 137L37 138L38 136H35L34 134L35 133H32V132H34ZM96 125V126H95ZM129 125V126H128ZM149 125H151V127L149 126ZM157 125V126H156ZM170 127H174L176 130L174 131V128H173V132H171L170 130V132L175 136V134H176V136L178 135V136H182V138H183V135L182 134H186V132H188L189 133V131H191V132H193V130H195V132H193V133H190V134H192V135H194V137H192V135H188V136H186V138H183V139H186L185 141H184V145H180V146H178V145H175V146H173L172 145V147H171V143H173L172 142V140H173V137H171V139H170V133H169V131H167L168 133H165V134H162V133H164V131L162 130H159V128L161 129H165V127L167 126V130H168V127L169 126ZM198 125V126H197ZM199 125H201V126H199ZM227 125V126H226ZM259 125H262V126H264V124H259ZM14 126V127H13ZM19 126V127H18ZM24 126V128H22V129H25L26 127ZM38 126V127H37ZM127 126V127H126ZM132 126H133V128H132ZM216 126H219V127H216ZM234 126V127H233ZM8 127V128H7ZM9 127H10V129H9ZM12 127V128H11ZM123 127V128H122ZM136 128V130H135V128ZM158 128V129H155V128ZM228 127H231L232 128V130H231V128H229L228 130V132H226V134H223V133H225V132H223V129H225L224 131H226L227 130V128ZM237 127V128H236ZM137 128H138V132H136L137 131ZM216 128L218 129V130H216ZM252 128V129H251ZM41 129H43V131L41 130ZM45 129V130H44ZM92 129V130H91ZM149 129L151 130V131H149ZM153 129L154 130H159L158 132H159V134L160 135H162V137L160 136V135H157L158 136V138H155V137H153V134L155 135V134H157V133H155L154 131H153ZM165 129V130H166ZM170 129V128H169ZM181 131H180V130ZM199 129L201 130V131H203V133H202V135H201V131H199ZM256 129H258V130H256ZM21 130V129H20ZM79 130V129H78ZM140 130V131H139ZM220 130H222V131H220ZM242 130V133H244V134H246L244 137L246 138H244V141H245V143H243V144H241V145H243V147H242V149L245 147L244 145H246V147L248 148H244V149H247L245 152H250L249 153V155H248V153L246 154V156H247V158H246V156H244V154L243 155H241L242 154V152H244V149H243V151H241V152H239L240 151V149L238 150V151H236L237 150V146L238 147H241V145H240V143H242L243 142V139L241 138V136H243V135H239ZM3 131V132H2ZM13 131V132H14ZM80 131V130H79ZM79 131H78V133H79ZM94 131V132H93ZM153 131V132H152ZM239 132V134L237 133V135H239L240 137L239 138H241L240 140L239 139H237V135H234L235 133L234 132ZM257 131V132H256ZM259 131V132H258ZM2 132V133H1ZM41 132H43V133H41ZM124 132H127V131H124ZM160 132H162V133H160ZM181 134V135H179V133ZM196 132L197 133H200V135H196V137H195V134H196ZM223 132V133H222ZM255 132V135H257V136H255L253 133ZM263 132H264V130H263ZM263 132H262V135H263ZM15 133H14V138H15ZM17 133V134H18ZM31 133V134H30ZM153 133V134H152ZM175 133V134H174ZM259 133V134H258ZM16 134V135H17ZM34 136H33V135ZM40 134V135H39ZM138 134V135H137ZM228 134H229V136H228ZM234 135V137L238 140V141H240L239 142V145L237 144H235V145H233L234 144V140H235V142L237 141L235 138H234V140H232L233 138L230 136V135ZM5 135H7V134H5ZM5 135H3L1 138H4V136ZM47 135V134H46ZM46 135H42L43 137H46ZM96 135V136H97ZM207 135H209V136H207ZM212 135H214L215 137L213 138V136L211 137ZM248 135V136H247ZM250 135L252 136V138H253V141L252 142H254V145H253V143L250 141V140H252V138L250 139V140H248L249 138L248 137H250ZM254 135V136H253ZM1 136V135H0ZM48 136V135H47ZM156 136V135H155ZM156 136V137H157ZM177 136V137H178ZM185 136V135H184ZM217 136V137H216ZM6 137H10V136H5V138H4V142L7 144V146L8 145H12V149H11V147L10 146H8V148L10 147V150H11V156L10 157H12V154L15 156V157H13L12 159L11 158H8V157H6V156H8V155H3V156H5L4 158H3V156H2V152H3V149H0L1 151H0V159H1V156H2V158L5 160V158L8 160V159H10L11 161H9L8 160V162L10 163H12L13 165V167H15L14 166V164L15 165H17V164H20L21 163V161L24 163V165L23 166H27L28 164L29 165H31V167L30 166H27V167H29V168H32V167H37L36 169H38L39 168V171H42L41 172V174L43 173H45V174H48V172L49 173H51V171H52V173H53V170H51L50 171V168L52 169V167H51V165L48 163V161L47 160H45V159H43V157H38L39 156V154L40 153H36V154H38V155H36V154H34L35 156H33V154L32 153H30V152H28V150L30 151V148L28 149V147H27V149H25V147L26 146H22V147H24L23 149H25L26 150V152L27 153H29V154H26V152L25 151H23V149H21L22 147H21V143H20V140L19 139H17L18 140V142L20 143H18L19 145H17V142L15 141L16 139H13V144H12V142H11V140L9 139V142L7 141V140H5L6 139ZM13 137H10V138H13ZM41 137V136H40ZM43 137H41L40 139H39V141H40V143H41V145H45V144H47V140L46 139H44ZM88 137V138H89ZM144 137H146V138H144ZM193 139H192V138ZM255 137V138H254ZM16 138H17V136H16ZM181 138V139H182ZM8 139V138H7ZM33 139L31 140V141H33ZM166 139H167V141L169 142V140L171 141L170 142V144H169V146L168 145H165L166 144ZM179 140H181L180 138H178ZM212 139H216V140H212ZM229 139V140H228ZM231 139V140H230ZM260 139V140H259ZM46 140V141H45ZM71 140V142H73V143H75L76 142V140H75V138H73L72 137V139H70ZM144 140H146L145 142H144ZM187 140L188 141H190L191 142V144H188V143H190V142H188V143H186L187 142ZM223 140V141H222ZM228 140V141H227ZM242 140V141H241ZM247 140L248 141H250V142H248V143H246L247 142ZM259 140V141H258ZM35 141V140H34ZM36 141L38 142V140L36 139ZM175 141V140H174ZM182 141V140H181ZM201 141V143H202V145H201V147L198 145V147L199 148H202V150H204V155L201 153V152H203V151H201V150H198L197 149V142H198V144H199V142ZM211 141V142H210ZM220 141H222V142H220ZM226 141V143L224 144V142ZM230 141V142H229ZM231 141H232V143H231ZM238 141H237V143H238ZM14 142H16L15 143V145H14ZM43 142H45V143H43ZM144 142V143H143ZM168 142H167V144H168ZM203 142H208V143H203ZM210 142V143H209ZM8 143H10V144H8ZM39 143V142H38ZM40 143H39V145H40ZM102 143V142H101ZM106 143V142H105ZM114 143V142H113ZM112 143V144H113ZM139 143V144H140ZM181 143V142H180ZM180 143H178V144H180ZM217 145H216V144ZM228 143H229V146H227V149H226V145H228ZM230 143L232 144V146L234 147V149L232 150V148H230L231 147V145H230ZM263 143V144H262ZM118 144H120L119 142H118ZM144 144V145H143ZM156 146H155V145ZM207 144L208 145H210V147H212V148H209L208 149V146H207ZM221 144V145H220ZM258 144V145H257ZM262 144V145H261ZM102 145H104V143L102 144ZM111 145V144H110ZM155 147H154V146ZM192 145H195V149L194 150H192L194 147L192 146ZM212 145H215V146H212ZM253 145V146H252ZM18 146V147H17ZM107 146H108V148H107ZM112 146V148L115 150V148H114V146H118L117 145V142H116V145H115V143H114V146L113 145H111ZM178 146V147H177ZM87 147V146H86ZM85 147V148H86ZM118 147H121V146H118ZM140 147L138 148V150L140 149ZM166 147V148H165ZM167 147H169L168 149H167ZM175 147H177L178 148V150L177 149H175ZM191 147H193V148H191ZM205 147H206V149H205ZM235 147H236V150H235ZM251 147V149H250V151H249V148ZM15 148H16V151H14L15 150ZM19 148V149H18ZM117 148V147H116ZM132 148V147H131ZM141 148H143V147H141ZM148 148V149H147ZM155 148V149H154ZM172 148V149H171ZM217 148H218V150L220 151H218L217 150ZM18 149V150H17ZM87 150H88V148H86ZM174 149V150H173ZM211 149L212 150H214V155L216 156L217 155V157L215 158V156L214 157H212L211 158V155L212 154H210L209 155V153L210 152H212L211 151ZM216 149V150H215ZM224 149H226V150H224ZM232 151H236L235 152V154H233L234 152H232ZM241 149V150H242ZM9 150V149H8ZM9 150V151H10ZM20 150V151H19ZM87 150H85L86 152H87V154H88V151ZM100 150L101 149H99V151L97 150V151H94V152H100ZM104 150V151H105ZM118 150H119V148H118ZM121 150H126V149H120L119 151L120 152H122ZM169 150H172L173 152H175V153H171V154H169ZM184 150H187V151H184ZM207 150L209 151L208 153H207ZM224 150V151H223ZM263 150V151H262ZM126 151V152H127ZM149 151H150V153H149ZM164 151H168L167 152V155L169 154V155H171L170 156V158L173 156H175V155H177V153H178V156L176 157L177 159H179V160H176V158H173L172 159V163H173V160L175 159V163H173V164H175L174 166H176V167H172V168H168L169 169V171L167 172L166 171V167H167V165H169L170 166V164H168V162H166V165H165V162H164V165H162L163 163H162V161H164L163 159L164 158H162L161 157V155H164L163 153H165ZM189 151L190 152H192L193 151V153H192V155H196V151H197V155H198V157H199V159L197 158V164L195 165V163H194V165H193V163L191 164V163H189V159H191V153H190V158L188 159L186 156H183V153L182 152H184L185 154L184 155H186L187 153H188V155H189ZM225 151H227L228 153H226ZM254 151V152H253ZM86 152H84V153H86ZM93 152V153H94ZM152 152V153H151ZM160 152H161V155H159L160 154ZM218 154H217V153ZM256 152V153H255ZM263 152V153H262ZM4 153V152H3ZM22 153V154H21ZM24 153V154H23ZM34 153V152H33ZM96 153H94V156L96 155ZM104 153V152H103ZM124 153H125V151H124ZM147 153V154H146ZM219 153L221 154L222 153V155H220L219 156ZM237 153V154H236ZM5 154V153H4ZM7 154V153H6ZM9 155H10V153H8ZM30 154H31V156H30ZM154 154H155V156L156 157H154ZM157 154V155H156ZM175 154V155H174ZM201 154H202V156H201ZM228 154H230L229 156H228ZM231 154H233V156L234 157H232L231 156ZM26 155H28V158H27V156ZM99 155V154H98ZM121 155H123V157L126 159L127 157H125V155L123 154V152H122V154ZM150 155H151V157H153L152 159H151V157H150ZM205 155H209L208 156V158L211 160L210 162H208L209 161V159L207 158V156L205 157ZM225 155H227L226 157H225ZM235 155H240V157L238 156L237 158L238 159H240V158H242V156H243V158H244V160L245 161H249L250 163L252 162V165H253V167L252 168H250V163H248V161L247 162H245V163H247L248 164V167L246 166L247 164H245L244 162H243V159H241L240 160V162H242L241 163V165H240V162H239V160H238V162H237V159H235ZM93 156V157H94ZM104 156H107V158H105ZM149 156V157H148ZM159 156V157H158ZM218 156L221 158H218ZM223 156V157H222ZM261 156V155H260ZM85 157V156H84ZM197 157V156H196ZM195 157V158H196ZM248 157H249V159H248ZM253 158V160H250V159H252ZM259 157V156H258ZM258 157H257V159H258ZM15 158V159H14ZM20 158V159H19ZM87 158V157H86ZM92 158V157H91ZM123 158V159H124ZM137 158V157H136ZM144 158V159H143ZM150 158V159H149ZM155 158V159H154ZM161 158V159H160ZM193 158V157H192ZM202 158H204V159H202ZM215 158V160H213ZM227 158H229V160H231V159H233V163L231 162V161H228L227 160ZM96 159H98V158H96ZM95 159V160H96ZM109 159V160H108ZM135 161H134V160ZM153 159L155 160V161H153ZM206 159V160H205ZM208 159V160H207ZM224 159V160H223ZM235 159V160H234ZM256 158H255V160L256 161H258L259 162V160H257ZM2 160V159H1ZM0 160V165L2 164L1 162H4V160H2L1 161ZM7 160H5V162L7 161ZM17 160H18V162H17ZM25 160V161H24ZM114 160V161H113ZM133 160V161H132ZM147 160V161H146ZM159 160V161H158ZM162 160V161H161ZM180 160H182V161H180ZM205 161L204 163H201L200 161ZM97 161H95V162H97ZM131 161V162H130ZM146 161V162H145ZM157 161V162H156ZM193 161V160H192ZM192 161H190V162H192ZM219 161H220V164L222 163V165H221V167L219 166ZM222 161V162H221ZM15 162V163H14ZM111 162V163H110ZM135 162V163H134ZM142 162H145V163H142ZM151 162H153V163H151ZM154 162H156V163H158L161 167H158L159 165L157 164L156 166H155V164H154ZM170 162V163H171ZM180 162V163H179ZM182 162V163H181ZM194 162H196V160L194 159ZM208 162V163H207ZM217 163V165H216V163ZM10 163V164H11ZM28 163V164H27ZM98 163V162H97ZM108 163H110V164H108ZM127 163V162H126ZM125 163V164H126ZM133 163H134V165H133ZM146 163H148L147 165H146ZM179 163V164H178ZM213 163V164H212ZM230 163V164H229ZM235 163H237V164H239L238 166L239 167H237V166H235V165H237V164H235ZM139 164H145L144 166L142 165V167H141V165H139ZM223 164L225 165V166H230V165H232V167H229L228 169H226L225 168V166H223ZM229 164V165H228ZM261 164V165H260ZM22 165H18V166H16V167H20V166H22ZM129 165V164H128ZM150 165H152L151 167L152 168H150ZM234 165V166H233ZM243 165H245L246 166V168L247 169H245L244 168V166ZM256 165V166H255ZM8 166V165H7ZM11 166V167H12ZM115 166V165H114ZM114 166H113V168L111 169V167H110V171H111V174H113V169H114V172L116 171L115 170V168H114ZM123 166H125V165H123ZM146 166V167H145ZM164 166V168H165V170H164V168H162ZM168 166V167H169ZM172 166V165H171ZM170 166V167H171ZM195 166H197V168L195 167ZM2 167V166H1ZM104 167V166H103ZM138 167H140V168H144L143 170L145 171L144 173L146 174L145 176H144V174H142L143 172H142V169H140V168H138ZM155 167H157V168H155ZM195 167V168H194ZM210 167V169H208ZM218 167H220L219 168V170H217V168ZM222 167H223V170L225 171V169H226V171L224 172V178H223V183L222 184H224L223 186H221V188H223L224 190L225 189H227L229 186L230 187H232V184H233V187L235 186V181L237 180V178H238V182L239 183H244V182H240L241 180H242V177L240 178V175L242 174V173H240V175H239V173L238 172H245V170H248V171H251V170H259L258 172H256V173H258V176L260 177V175H261V177L259 178H255V180H258V181H256V184H251L250 186L253 188V190L251 189V188H249L248 186V184H250V183H248V184H246V185H248L247 186V189H248V191H251V192H249V193H247V197H245V198H247V200H245V202H244V205H242L243 203L242 202H237V200L239 199V197L238 196H236V197H238V199L236 198L235 199V196H233L230 200H232V202L231 201H229V195H228V198H226V199H228V200H226L227 202H225L224 201V195H223V193L220 191L219 193H216V195H217V197H216V195H215V197L213 196V195H211V193L209 194V196H207L206 194L207 193H209V191L207 192V191H205V190H201L202 188H198V185H194L195 183L196 184H199V182L201 181V179L199 178L200 177V175L201 174H199V173H202V172H204V173H202V174H205V175H214L213 173H215V172H218V171H220L221 169H222ZM34 168H32V169H34ZM126 168H128V167H126ZM137 168V169H136ZM145 168H146V170H145ZM148 168V169H147ZM159 168H162L163 170H164V172L166 173H168L169 174V181H165V183H163L162 181V183L160 184L159 183V181L158 180H160L159 178H162V176L165 174L164 172H163V170L162 169H159ZM211 168H216V170H214L213 169V171H215V172H211L210 170H212ZM256 168V169H255ZM261 168V169H262ZM7 169H9L8 167H7ZM152 169V170H151ZM157 169V170H156ZM192 169V171H190ZM198 169H199V171H198ZM201 169V170H200ZM234 169V170H233ZM239 169H241V170H239ZM0 170H1V168H0ZM105 170H106V168L104 169V170H98L100 173H102V172H105ZM135 170H139L138 171V173H137V171H135ZM156 170V171H155ZM160 170V171H159ZM171 170V171H170ZM239 170V171H238ZM243 170V171H242ZM6 171H8V170H5V174H6ZM102 171V172H101ZM149 171H151L153 174H155V175H153L151 172H149ZM159 171V172H158ZM222 171V170H221ZM234 171H235V173H234ZM253 171H251V172H248V173H254V174H256L255 173V171L253 172ZM1 172V171H0ZM3 172H4V170L2 171V173L1 174H3ZM83 172L84 173H86L87 171L84 169L83 170ZM90 172V171H89ZM89 172L88 173H86V174H89ZM107 172V171H106ZM105 172V173H106ZM147 172V173H146ZM178 172V173H177ZM185 172V173H184ZM189 172V173H188ZM192 172V173H191ZM195 172V173H194ZM234 173V175H232L231 176V174L230 173ZM84 173H82V179H81V182L83 181V183L85 184V185H87V186H85L87 189H89V193L91 194V196L92 197H89L91 200H89V201H91V202H93V203H91L93 206H91L92 208H90V210H89V213L90 214H93V215H96V212H95V214H94V212H92L93 211V208H95V210H97V216H99L98 214V208L99 207H101V206H103L105 203L104 202H102V196L104 197L109 191L108 190H106V193H105V190H104V194L105 195H103V193L101 192V191H103L102 190V186L100 185V183H96V182H94V175L92 174L93 172H90V174L92 175H84ZM105 173H104V175H105ZM108 174H109V176H110V173L109 172H107ZM161 173H163V175H161ZM182 173H184V175H182ZM260 173V174H259ZM41 175L42 177H43V179H45V181H48L47 182V184H50V187H57V188H55V190L56 191H58L59 192V190L61 191V185H58V177H56L57 175L56 174H54L53 173V175L52 174H50L51 175V177H54V175H56L55 176V178L57 179V182H56V180L54 181V183L55 184H57L58 186H56L54 183H52V181H51V179H50V175L49 176H46V175ZM128 174V175H127ZM152 176H151V175ZM190 174V175H189ZM246 174V173H245ZM4 175V174H3ZM100 175H102V174H100ZM116 175H119V176H121V177H123V179H125L127 182H124L125 180H123V183L121 182V180L120 179H122L121 177H120V179H119V176L117 177ZM147 175H149V176H147ZM157 175V176H156ZM160 175V176H159ZM180 177H179V176ZM187 175V177H185ZM199 175V176H198ZM237 175V176H236ZM257 175V174H256ZM2 176V175H1ZM7 176V175H6ZM5 176V177H6ZM86 176H88V178L86 177ZM106 177L108 176L107 174L105 175ZM105 176H99V177H102V178H100V179H106L105 178ZM184 176V177H183ZM5 177H0L1 179H0V186L1 187H5L6 185H4L3 186V183H5L4 181H6V179H7V177H6V179H5ZM48 177H49V180H46V179H48ZM89 177H90V179H89ZM154 177H156V178H154ZM159 177V178H158ZM166 177V176H165ZM170 177H171V179H170ZM177 177V178H176ZM186 178L185 180H183V178ZM192 179H191V178ZM198 177V178H197ZM201 177H202V175H201ZM138 178V177H137ZM158 178V179H157ZM179 178V179H178ZM182 178V180H180ZM233 178H236L235 180L233 179ZM5 179V180H4ZM9 179V178H8ZM7 179V180H8ZM100 179H98V180H100ZM119 179V180H118ZM135 179V178H134ZM141 180L142 178H138V180ZM166 180H167V178H165ZM178 179V180H177ZM197 179H199L200 181L197 183ZM241 179V180H240ZM2 180H4V181H2ZM10 180V179H9ZM89 180H91V181H89ZM137 180V179H136ZM136 180H134V182L136 181ZM161 180H163V178L161 179ZM172 182H171V181ZM260 180H262L261 182H259ZM44 181V180H43ZM51 181V182H50ZM101 181V180H100ZM99 181V182H100ZM113 181H115V182H113ZM131 182L133 181V180H130ZM164 181V180H163ZM227 181V183H225ZM236 181V182H237ZM7 182V181H6ZM90 182V183H89ZM91 182H93L92 184H91ZM98 182V181H97ZM105 182H108V180H106ZM117 182H118V184L120 185V183L121 184H123V185H120L121 187H124V188H120V190H121V192H122V194L120 195H118V190L117 189H119V185H117ZM130 182V184H132ZM138 182V181H137ZM146 184H145V183ZM152 182V181H151ZM170 182V183H169ZM181 182V183H180ZM187 182V183H186ZM2 183V184H1ZM46 183V182H45ZM102 183V182H101ZM110 183H108V184H110ZM125 183H126V185H125ZM128 183V184H127ZM149 183V184H148ZM161 185L160 187L158 186L159 184ZM178 185H177V184ZM190 183V184H189ZM6 184V183H5ZM51 184H53L52 186H51ZM99 184V186H101L100 188L97 186V185ZM106 184V183H105ZM115 184V185H114ZM134 185H135V183H133ZM139 184V183H138ZM144 184V185H143ZM150 184H151V186H150ZM158 184V185H157ZM164 184V185H163ZM171 184H176L178 187H176V185L174 186V185H171ZM184 184V185H183ZM229 184V185H228ZM125 185V186H124ZM181 185V186H180ZM186 185H187V187H186ZM258 185L260 186V187H258ZM60 186V187H59ZM84 186V185H83ZM96 188H95V187ZM107 186V185H106ZM133 186V185H132ZM158 186V187H157ZM173 187V189H172V187ZM194 188H193V187ZM196 186V187H195ZM224 186H225V188H224ZM226 186H227V188H226ZM109 187V186H108ZM169 187V189H167ZM180 187H181V189H180ZM204 187V186H203ZM51 188V189H52ZM53 188V189H54ZM99 188V189H98ZM110 188H111V186H110ZM137 188H135V189H137ZM152 188V189H151ZM165 188V189H164ZM174 188H176V189H174ZM193 188V189H192ZM255 188V189H254ZM52 189V191L54 192V190ZM101 189V190H100ZM162 189V190H161ZM173 190V192L175 193V192H177L176 194H173V192H172V195L174 196V195H177V196H175V197H177V198H175V197H172V196H169L170 195V191L169 190ZM183 189V190H182ZM196 189V190H195ZM204 189V188H203ZM125 190V189H124ZM156 192H155V191ZM180 190V192H178ZM186 190V191H185ZM29 191H31V190H29ZM28 191V192H29ZM99 191V192H98ZM116 191V192H115ZM163 191V192H162ZM165 191V192H164ZM192 191H193V193H192ZM202 191V192H201ZM204 191H205V193H204ZM246 191V190H245ZM87 192V194H89ZM121 192H119V193H121ZM134 192L137 194V195H134ZM150 192V193H149ZM182 192H184V193H182ZM186 192H188L187 194H186V196H183V194L185 195V193ZM195 192V193H194ZM197 192V193H196ZM207 192V193H206ZM29 193H31V192H29ZM33 193V192H32ZM31 193V194H32ZM98 193V194H97ZM148 193V194H147ZM159 193V194H158ZM168 193H169V195H168ZM199 193V194H198ZM225 193H226V190H225ZM231 193H233V191L231 192ZM244 193V192H243ZM94 194H96V195H98V197H94V200H92L93 199V196H94ZM102 194V195H101ZM144 194V195H143ZM147 194V195H146ZM161 194V195H160ZM194 194H195V196H194ZM226 194H229L228 192L226 193ZM248 194H250V197H248L249 195ZM95 195V196H96ZM149 195H151V197L153 198V200H152V198L150 199V197H148ZM159 195L161 196V197H159ZM181 195H182V197H181ZM206 195V196H205ZM218 195H219V197H218ZM99 196H101V197H99ZM120 196V197H119ZM129 197V200L128 199H125L124 197ZM144 196H146V197H144ZM178 196H180V197H178ZM197 196V197H196ZM200 196V197H199ZM203 196V197H202ZM212 196V197H211ZM240 196H244V194H242V195H240ZM251 196H253V197H251ZM255 196V197H254ZM14 197V196H13ZM144 197V198H143ZM164 197V198H163ZM188 197V198H187ZM209 197H211V198H209ZM214 197V198H213ZM11 198V197H10ZM96 198V199H95ZM222 198V199H221ZM241 199H243V197H240ZM249 198V199H248ZM1 199V198H0ZM5 199V197L2 195V200H0V201H3ZM21 199H22V197H21ZM102 199V200H101ZM122 199H123V201H122ZM125 199V200H124ZM136 199H137V202H134V203H131V201H136ZM163 199V200H162ZM185 199V200H184ZM186 199L188 200V202L186 201ZM234 199H235V203H233L234 202ZM240 199V200H241ZM253 199H255V200H253ZM260 199H262V200H260ZM34 200V199H33ZM101 200V201H100ZM128 200V201H127ZM160 200V201H159ZM171 200V201H170ZM174 202H173V201ZM175 200H177V201H175ZM197 200V201H196ZM249 200V201H248ZM259 200L262 202V203H260V205H259V203H257V202H259ZM10 201V200H9ZM13 201V202H12ZM23 201H25V200H23ZM23 201H22V204H23ZM38 200H36V201H34L35 203H32V205L31 204H29V206L28 207H30V206H33V205H35V207H33V209L34 210H36L37 209V211H39L38 209H40V208H42L43 207V211H42V209H40V211L41 212H44L45 210V212L46 213H44L45 215L47 214V211L49 210V212H48V214L47 215H49V214H51V215H49V216H51V217H48L47 218V216L45 217V215L43 214V213H41L40 211H39V214L41 213V215H38V216H41L42 217V219L45 217V220L43 219V222H42V220L40 219L41 217H39L38 218V216H37V218H38V220H39V223L41 224V225H44L45 223L47 224V222L49 223V224H51V222L53 223V224H51V226L52 225H55L56 223H57V221L58 220H63V217L64 216H68V215H72L71 217H72V219H74V218H76L77 216L75 215V217H74V215H73V211H71L70 213H69V211L66 209V211H65V206L62 204H60L59 205V203H55V205H57V207H59V208H57L55 205L52 207V209H51V211H50V209L49 208H47V206H45V205H42V206H40V208H36V205H37V202ZM126 201V202H125ZM145 201V202H144ZM146 201H147V203H146ZM153 201V202H152ZM199 201H201V202H203V203H201V202H199ZM248 201V202H247ZM16 202H17V204H18V202H21V200H20V197L19 198H14V199H12L11 198V202L10 203H12V205L13 204H15L14 206H16ZM25 202H27V201H25ZM24 202V203H25ZM29 202H30V200H29ZM98 202H101V203H103L102 205H99L98 204ZM139 202V203H138ZM142 202L143 203H146L145 205L146 206H144V204L142 205ZM162 202L164 203V204H162ZM175 203V204H173V203ZM129 203H131V204H133V205H129ZM141 203V204H140ZM150 203H152V204H150ZM178 203H180V202H178ZM214 203V202H213ZM220 203V202H219ZM229 203H231L230 205H231V207H232V204H236V203H239V204H241L243 207L245 206V208H244V211L243 210H241V209H239L240 207H241V205H239V204H237V206L239 207H236V205L234 206L233 205V208L232 209H236L234 212L232 211V209L230 208V206H229ZM256 203V204H255ZM21 204V205H22ZM162 204V205H161ZM165 204H167V205H165ZM171 204H173V205H171ZM188 204V205H189ZM197 204H198V206H197ZM216 204H218V202H216ZM222 204L220 205L219 204V206L221 207L222 206ZM253 204H255L254 206H255V210L253 209ZM119 205H121V206H119ZM127 205H129L131 208L130 209H128L126 206ZM136 205V206H135ZM138 205V206H137ZM140 205H142V206H140ZM149 205V206H148ZM169 205H170V207H169ZM182 205V204H181ZM188 205H184V206H182L181 208H186L185 206H188ZM252 205V206H251ZM18 206V205H17ZM17 206L15 207L16 209H15V212H17L18 210H17ZM19 206H20V204H19ZM18 206V208H20L21 209V206L19 207ZM25 206H26V204H25ZM62 208H61V207ZM80 206V205H79ZM82 206H84L83 204H82ZM144 206V207H143ZM168 206V207H167ZM179 206H180V204H179ZM200 206V207H199ZM213 206H214V204H213ZM218 205H215V207H217V208H220ZM228 206V207H227ZM251 206V207H250ZM23 207V206H22ZM57 209H56V208ZM86 207V206H85ZM127 208V209H125L124 210V208ZM138 207H140V208H138ZM162 207H163V210L165 209L166 210V207H167V210L166 211H168V212H166V213H164L165 211H163L162 210ZM178 207V206H177ZM235 207V208H234ZM243 207H241L242 209H243ZM247 207V208H246ZM259 207V208H258ZM24 208V207H23ZM22 208V209H23ZM53 208H54V210L56 209V212H58L59 214H60V212L61 211H65V212H62L61 213V215L62 216H60V215H58V214H56V212H54L53 213ZM61 208V209H60ZM82 208H84V207H81V209H80V213L82 212ZM87 208V207H86ZM86 208H85V210H86ZM170 208V209H169ZM174 208V207H173ZM176 208V207H175ZM188 208H189V206H188ZM193 208V207H192ZM204 208V209H203ZM257 208V209H256ZM25 209V208H24ZM58 209H60L61 211H59ZM123 209V210H122ZM132 209H136V210H134V212H133V210ZM139 209V210H138ZM158 209H160V210H158ZM237 209H238V211H237ZM247 209H249L248 211H249V213L247 212ZM250 209H251V212H250ZM260 211H259V210ZM103 210H106L105 211V213H107V211H109V210H111L112 211V209H111V205H110V203H108V204H106L104 207H103ZM141 210H143V212L141 211ZM162 210V211H161ZM184 210V209H183ZM219 210V211H220ZM25 211V210H24ZM121 211H123L122 212V215H123V217H124V220L125 221H121V222H119L120 221V219H119V221H118V219L116 218V216L118 217L121 213L120 212ZM158 211V212H157ZM161 211V212H160ZM198 211V212H197ZM218 211V212H219ZM240 211H241V213H240ZM253 211V212H252ZM262 211V212H261ZM10 212V211H9ZM139 212H141L143 215H146V216H140L139 217V219L137 218V221L136 222H132V220L131 219H133V217H134V215H132V214H135V217H134V219L136 220V216L138 217L139 216V214L140 215H142L141 213H139ZM26 213V212H25ZM89 213H88V215H89ZM109 213V212H108ZM120 213V214H119ZM128 213L130 214V213H132L131 214V219H129V218H127V219H129V221L125 218L126 217V215L128 216ZM136 213H138V215H136ZM224 213V214H223ZM240 213V216L238 215ZM247 213L249 214L248 216H247ZM254 213V214H255ZM1 214V213H0ZM14 214H16V213H12V215H14ZM18 214V213H17ZM38 214V213H37ZM36 214V215H37ZM52 214L53 215H55V219H57L58 217L57 216H60L59 218L60 219H57V220H55L54 218L52 219ZM86 213H85V211L83 210V214H82V217H81V219L83 220V222H87V221H85V219L84 218H87L88 216H86L85 215ZM117 214H119V215H117ZM162 214V213H161ZM161 214L159 215V216H161ZM163 214H162V218H163ZM242 214V215H241ZM5 217H4V216ZM9 214L8 213H6V212H4V213H2L0 216H1V218H0V239H1V243H0V264H42V263H45V261L44 260H46V258H47V261L49 260V261H52V260H56V262H57V264H59V263H61L62 261H60L59 262V260H60V258L64 261L65 259V257H67L66 255H64V253H65V249H64V245H66V242L65 241H67V240H69L67 237H69V235H66V238H67V240H66V238L64 237L65 235H60V237H58V239L56 238H53L55 241L56 240H58L59 242L57 243V244H60L61 243V245H59V247L56 249V247H57V244H54L53 243V241H51V240H48L49 241V245H46L45 243H43V242H46L45 241V239L44 238H48V237H50L51 238V236L52 235H48V237H44L43 238V236H41V238H43L44 239V241L42 240V243L40 242L41 240V238L38 240V238H39V236L41 235L40 233H39V235H38V237H37V239H36V236H34L33 234H32V231H30L31 229L29 228V225H31V228L34 226V225H32V223L31 224H29L28 223V226L27 225H25V226H27V227H25L24 229H26L28 232H31V234H30V236L32 237H34L35 238V240H36V242L38 241L39 243H41L40 244V246L38 245L37 246V244L36 243H34L33 241H32V239L34 240V238L32 237H30V236H28L29 234H28V232L25 230V232H26V235L25 234H22L23 233V231H24V229L22 228V227H24V226H22L21 227V229L19 228V227H17L18 225V223H19V221L21 222V220H23V217H19V215H16V217H15V215H14V217L11 215V212H10V215L12 216H8ZM25 215V214H24ZM23 215V216H24ZM36 215L34 216V217H36ZM101 216H102V213L100 214ZM105 216L106 215H108V214H104ZM108 215V216H109ZM113 215V216H112ZM236 215H237V217H236ZM26 217V219L28 218V215H25ZM67 216H66V218H67ZM85 216V217H84ZM97 216H94V217H97ZM104 216V217H105ZM216 216V215H215ZM224 216V217H223ZM239 216V217H238ZM241 216H243L242 217V222H245L246 224H244V223H242L240 220H241ZM54 217V216H53ZM57 217V218H56ZM94 217H93V220H94ZM143 217V218H142ZM231 217V218H230ZM252 217H254L253 215H251V218ZM5 218V219H4ZM9 218L12 220V222L13 221H15V222H17V223H12L10 220H9ZM22 218V219H21ZM24 218V219H25ZM52 219V221H50V219ZM68 218H69V216H68ZM99 218V217H98ZM97 218V220H99ZM115 218L117 219V220H115ZM120 218H121V220H122V216H120ZM150 218H148V219H150ZM159 218V217H158ZM161 218V219H162ZM248 219V221L247 220H245V219ZM16 219V220H15ZM19 219H21V220H19ZM25 219V220H26ZM47 219H49V221L47 220ZM70 219V218H69ZM71 219V221L72 222H75V220L76 219H74V221ZM88 219V218H87ZM102 219H103V216H102ZM113 219V223L114 224H112V225H114L115 227H112V228H110L109 229V227H111V226H107V225H110V223L112 222L111 220ZM147 219V220H148ZM225 219H223V220H225ZM255 219V218H254ZM263 221H262V220ZM19 220V221H18ZM25 220H23L22 222H21V224L23 225L24 224V222H25ZM27 220H29L30 221V219H27ZM26 220V221H27ZM41 220V221H40ZM65 220V219H64ZM77 220H78V218H77ZM90 220V219H89ZM96 220V219H95ZM227 220H225V222L227 221ZM239 220V221H238ZM44 221H46L45 223H44ZM54 221V222H53ZM55 221H56V223H55ZM100 221V220H99ZM28 222V221H27ZM26 222V223H27ZM36 222H38V221H36ZM43 224H42V223ZM66 222H67V225H69L68 224V221H64V223H65V228L67 227V225H66ZM72 222L70 223V227L68 226V228H70V229H74V231L76 230V231H79V230H77V228H80V227H72V225H74V224H72ZM101 222V221H100ZM117 222V223H116ZM125 222V224H127V225H129V226H127V225H125V226H123L124 224H120V223H124ZM126 222H128V223H126ZM134 224H132V223ZM228 222V221H227ZM236 224H235V223ZM89 223V222H88ZM147 223H148V221H147ZM163 223V222H162ZM232 223H234V224H232ZM238 223V224H237ZM34 224H35V222H34ZM37 224V226H36V230L37 231H35V227H33L32 228V230H34L35 232H36V235H37V232L39 231L40 232V230L42 229V227L43 226H41V225H39L38 226V223H36ZM49 224L47 225V230L46 231H48V232H46L45 233V235L47 236V233L48 234H50L49 232L50 231H52V232H54L53 231V226L51 227L52 228V230H48V226H49ZM72 224V225H71ZM92 224V223H91ZM130 224H132V228L131 229H133V228H135V225H137V226H139V228H137V229H139V230H137L136 228H135V231L134 230H131L132 231V233L130 232ZM219 224H220V222H219ZM225 223L223 222V225H224ZM228 223H226V225H227ZM78 225V224H77ZM76 225V226H77ZM94 225V224H93ZM147 226V228L148 229H150V230H147V228H145L144 226ZM148 225H149V223H148ZM211 225H213V226H211ZM216 225H218L220 228H218V226H216ZM45 227H46V225H44ZM75 226V225H74ZM89 226H91V225H89ZM105 226V227H104ZM106 226L108 227V229L106 228ZM121 226H122V228L124 227H126L127 226V232L125 231V229H122L121 228ZM211 226V227H210ZM215 226V227H214ZM55 227V226H54ZM72 227V228H71ZM117 227V228H116ZM129 227V228H128ZM140 227L143 229H146V230H144V232H143V230L142 229H140ZM213 227V228H212ZM238 227V228H237ZM49 228H50V226H49ZM50 228V229H51ZM56 228V227H55ZM113 228H116L117 230L114 232V229ZM120 228V229H119ZM225 228H230V225H229V227H227V226H225ZM234 228V229H233ZM237 230H236V229ZM261 228V229H260ZM28 229H30V230H28ZM104 229V230H103ZM106 229V230H105ZM119 229V230H118ZM260 229V230H259ZM43 230H44V227H43ZM128 230H129V232H128ZM137 230V231H136ZM141 230H142V233H144V234H142L141 235ZM214 230V232L217 234V233H220V235H216V234H214V232L212 233V231ZM73 232V233H76V234H78L77 232ZM82 231V230H81ZM81 231H79V233L81 232ZM107 231V232H106ZM127 233H125V232ZM133 231L134 232H137V233H133ZM256 231H258V232H256ZM21 232V233H20ZM24 232V233H25ZM106 232V233H105ZM109 232V234H107ZM140 232V233H139ZM147 232V233H146ZM153 232V231H152ZM155 232V231H154ZM153 232V233H154ZM42 233H43V231H42ZM100 233V234H99ZM119 233V234H118ZM125 233V234H124ZM130 233V235L132 236V237H130L128 234ZM139 233V234H138ZM152 233V234H153ZM229 233V234H228ZM251 233V234H250ZM105 234H107V235H105ZM119 236H118V235ZM149 234H151V232L149 233ZM156 234H159V237H161L162 236V238L164 237V235H162V231H160V230H158V232L156 231ZM155 233L153 234V235H156ZM214 234V235H213ZM258 234H260V235H258ZM7 235V236H6ZM42 235H44V234H42ZM44 235V236H45ZM86 235V236H85ZM112 235H113V238H112ZM124 235V239L126 240V238L128 237V240H124L123 239V236ZM126 235V236H125ZM128 235V236H127ZM245 235H250V238H248V236H246L245 237ZM5 236V239L7 240H5L3 237ZM25 236H28V239H26V237ZM82 236V237H81ZM137 236H136V238H137ZM214 236V237H213ZM217 236H222V238H218ZM11 237V238H10ZM31 239H30V238ZM91 238V240H92V242L94 243H97V242H101V241H108V239H109V237H111L110 238V241H108L107 243V245L109 246V247H111V250L112 251H114V246H118L119 247V244L121 243V240L119 239V238H121L122 239V242H123V245H125V253L123 252V254L122 255H120L121 253L120 252H117V253H113V254H116V255H114V256H112V259H113V257H114V259L113 260H111L110 258H111V255H110V249L108 248V246L106 245V249H109V250H107V252H105L106 250H104L105 249V245H103L104 243H106V242H101L102 244V246H98V244H96L95 246L93 245V243L91 242L90 243V238ZM126 237V238H125ZM159 237H156V238H159ZM223 237H229L227 240L228 241H226V240H223ZM243 237V238H242ZM23 238V239H22ZM49 238V239H50ZM61 239V242H60V239ZM65 238V239H64ZM82 238V239H81ZM83 238H84V240H83ZM118 238V239H117ZM133 239L132 240V242L135 240V242H137L138 241V243H135V244H138V245H140V243H139V240H137V239ZM165 238V237H164ZM207 238V239H206ZM4 239V240H3ZM20 239H21V241H20ZM30 239V240H29ZM114 239V240H113ZM145 239L147 240V241H145ZM238 239V240H237ZM244 239H247V241L246 242H244ZM257 239H255L256 241H257ZM260 240L259 239V241L261 242H263V240ZM3 240V241H2ZM27 240H29L30 242L28 243V241ZM65 240V241H64ZM83 240V241H82ZM120 241V243H119V241ZM124 240V241H123ZM137 240V241H136ZM153 240V241H152ZM158 240V239H157ZM200 240V239H199ZM213 240V241H212ZM242 240V241H241ZM6 241V242H5ZM24 241H26V243L24 242ZM51 241V242H50ZM116 241V242H115ZM166 241V242H165ZM259 241H257V242H259ZM6 244H5V243ZM22 242H24L25 244H28V246H29V244H32V243H34L35 245H36V247L34 246V245H30V246H34L33 248H37L38 247V249H36V251L32 248V250H31V247L29 246V248L28 247H25V245L23 246V251H24V256L23 255H21L20 254V248H19V245H20V247H22L21 245H22ZM57 242V241H56ZM118 242V243H117ZM124 242H125V244H124ZM142 242H145V243H142ZM154 242H156V240L154 241ZM208 242V243H207ZM224 242L226 243V244H224ZM235 242H236V244H235ZM237 242H240V243H238L237 244ZM251 242H253L255 245L256 244H259V243H257V242H255L254 240L252 241L251 240ZM8 243V244H7ZM79 243H77V244H79ZM86 243V244H85ZM88 243H90V244H88ZM244 243V244H243ZM264 243V242H263ZM3 244H5L4 245V249H2V247H3ZM44 244V245H43ZM47 244H48V242H47ZM82 244H84L83 246H82ZM110 244V245H109ZM146 244V245H147ZM239 244L241 245V247H242V250L244 249L243 247H245V249H247V251H245V252H248L247 253V255H245L244 253H242V252H240L241 254H244L245 255V259H244V257H243V255H241L239 252L237 253V251H239L240 249H241V247L239 246ZM242 244H243V246H242ZM248 244V243H247ZM43 245V246H42ZM54 246L55 247V249H56V251H55V249H51L52 247H49L48 248V246ZM90 245V246H89ZM91 245H93L92 246V248H91ZM112 245V246H111ZM130 245V243L128 242V245L127 246H129ZM236 245V246H235ZM8 246V247H7ZM10 246V247H9ZM27 246V245H26ZM46 246V247H45ZM78 246V245H77ZM99 248V249H97V247ZM121 246V245H120ZM212 246H213V248H212ZM254 246V245H253ZM5 247L7 248L6 250H5ZM45 247V249H43ZM121 247H123V246H121ZM233 247V248H234ZM240 249H239V248ZM9 248H11V250L13 249V255H11V253H10V249ZM29 249L28 250V255H27V249ZM238 248V249H237ZM21 249V250H22ZM26 249V250H25ZM40 249H42V251L44 250L45 251V253L43 252V253H41V251H39ZM59 249V250H58ZM95 249H97L96 251H95ZM117 249L118 248H116V251H117ZM186 247H184L183 248V251H182V253H186L185 255H191L190 254V252H189V250L191 249H187ZM252 249V248H251ZM258 249V248H257ZM263 249H264V245H263ZM8 250H9V252H8ZM40 252V254H38V251ZM50 250H52L51 252H50ZM71 250H77V247H74L73 249H71ZM103 250V251H102ZM119 250V249H118ZM252 250H255L254 248L252 249ZM259 250H261V249H259ZM23 251H21V252H23ZM30 251V252H29ZM31 251L33 252V251H35L36 253H37V255L33 252V256H32V253H31ZM109 251V252H108ZM145 251V250H144ZM194 251V250H193ZM193 251H191V252H193ZM213 251V252H214ZM54 252V253H53ZM55 252H57V254L55 253ZM74 252V251H73ZM86 252V253H85ZM148 251H145L144 252V254H146ZM203 253H202V255L204 254V251H202ZM244 252V251H243ZM47 253V254H46ZM50 253H51V255H50ZM59 253V254H58ZM107 253H109L108 255H107ZM112 253V252H111ZM130 253H131V251H130ZM136 253H138V252H136ZM138 253V254H139ZM262 253V254H261ZM106 254V255H105ZM132 254H134V253H132ZM131 254V255H132ZM144 254L141 256V258L144 256ZM175 254V253H174ZM177 254H179V253H177ZM207 254V253H206ZM238 254H240L241 256H242V258H239L240 256L238 255ZM250 254V255H251ZM31 255V256H30ZM36 255V256H35ZM46 255H49V256H47L46 257ZM100 255V254H99ZM110 255V256H109ZM130 255V256H131ZM176 255V254H175ZM184 255V254H183ZM183 255H181V257L183 256ZM208 255V254H207ZM206 255V258L208 257ZM106 256L110 259L109 261H108V258H106ZM118 256V257H119ZM130 256H126V255H124V258H122V261L123 260H125L124 262H126V261H128V259L130 258L131 260L134 258V260H135V258H137V260L139 261L140 259H138V257H134L133 255H132V257H130ZM136 256H138V255H136ZM155 257L157 256V257H159V254H156V255H154ZM239 256V257H238ZM54 257V258H53ZM57 259H56V258ZM120 257V258H121ZM126 257V258H125ZM155 257H153V260L155 259ZM180 257V258H181ZM184 257V256H183ZM187 257V256H186ZM192 256H190V258H191ZM52 258V259H51ZM98 257H96L94 260L96 261V259H97ZM99 258H101V256L99 257ZM145 258H147V256L145 257H143V259H144V261H145ZM179 258V259H180ZM254 258H256V259H254ZM107 260V262H106V260ZM143 259H141V260H143ZM159 258H157V259H155L154 260V262H152L151 261V259L148 261V258H147V260L145 261V262H149V264H153V263H155V264H157L158 263V261H156V260H158ZM182 259V258H181ZM180 259V260H181ZM185 257L182 259L183 260V262H178L177 260H176V263L175 264H189V262L191 261V259L188 261V262H186V260H188V257L185 259ZM192 259H193V257H192ZM54 260V261H55ZM97 260H99V259H97ZM104 260V261H103ZM121 259H119V261H120ZM134 260L133 261H130V262H132L133 264H135V263H137L138 261H136V262H134ZM141 260H140V262H141ZM226 260V259H225ZM255 260V261H254ZM47 261H46V263H47ZM48 261V262H49ZM90 262V263H87V262ZM100 261H98V262H95V264H101L100 263ZM114 261V262H113ZM194 261L196 262V259H194ZM200 261V260H199ZM198 261V263L200 264V262ZM221 261V260H220ZM224 261V260H223ZM226 261H228V260H226ZM238 261V263H240ZM259 261V262H258ZM121 262V261H120ZM119 262V263H120ZM123 262V264H125ZM185 262V263H184ZM194 262V264H197V263H195ZM254 262V263H253ZM262 262V263H261ZM45 263V264H46ZM64 263H65V261H64ZM64 263H61V264H64ZM69 263V262H68ZM68 263H65V264H68ZM69 263V264H70ZM105 263H103V264H105ZM122 263V262H121ZM120 263V264H121ZM127 264H128V262H126ZM132 263H129V264H132ZM143 263V262H142ZM173 263V262H172ZM172 263H170V264H172ZM220 263V262H219ZM224 263H226V262H224ZM241 263V264H242ZM138 264H140L139 262H138ZM144 264H147V263H144ZM174 264V263H173ZM191 264H192V261H191ZM214 264H217V261H216V263H214ZM223 264V263H222ZM245 264V263H244Z\"/></svg>",
    "mask_w": 264,
    "mask_h": 264
},
{
    "label": "bare ground",
    "instance_id": "6f19581e",
    "mask_svg": "<svg viewBox=\"0 0 264 264\" xmlns=\"http://www.w3.org/2000/svg\"><path fill=\"white\" fill-rule=\"evenodd\" d=\"M11 1V0H10ZM13 2H15V0H12ZM24 1V0H23ZM54 1V0H53ZM98 1V0H97ZM106 1H108V4L107 3H105ZM104 0V1H102L101 0V5H104L103 7L105 8V7H107V8H112V7H114V5H115V2L117 3L118 1H115V0ZM121 1V0H120ZM119 1V2H120ZM126 2V0H123V1H121V2H123V3H121V6L123 5V4H125V5H127V4H129L130 2H131V0H129V2L127 3H125ZM128 1V0H127ZM144 1V0H143ZM147 1H149V0H147ZM182 1V0H181ZM205 1V0H204ZM208 1V0H207ZM213 1V0H212ZM215 1V0H214ZM217 1V0H216ZM215 1V2H216ZM219 1V0H218ZM226 1V0H225ZM228 1V0H227ZM235 0H233V1H231L232 3L234 2ZM244 1V3L246 2V0H243ZM247 1H249V0H247ZM260 1L262 2V1H264V0H250V2H249V4L251 5L252 4V6H254V5H259L260 4ZM47 3H46V5H45V7L46 8H44V10H41L40 8L37 10V9H30V10H25L26 11V13L28 12L30 15H32L31 17H32V19L33 20H36L35 21V23H37V25H39V24H43V22L46 24V21H45V19L46 20H48V21H50L51 19V24H53L54 25V23H56V22H52V21H58V19L56 20V17H58V16H55L54 15V13H53V15L51 14V15H49V12H51V11H49L50 9H52L53 8V2H51V0H48V1H46ZM103 2V3H102ZM110 2H114V4L113 3H110ZM118 2V3H119ZM146 2V1H145ZM144 2V3H145ZM162 2V1H161ZM220 2V1H219ZM224 2V1H223ZM238 2V4L237 5H232L230 2H228L229 4H227L228 6H229V8H230V12H232V15H238L239 16V18H237L236 17V19H240V16L242 15L243 16V18H245V16H248V17H252L254 14L252 13V12H255V10L253 11L252 10V12L249 10V9H242L241 8V4H243V2H242V0H238L237 1ZM7 3H9V4H7ZM21 3V2H20ZM99 3H97V4H99ZM105 3V4H104ZM150 3V2H149ZM183 3H185L184 2V0H183ZM218 3V2H217ZM222 3V2H221ZM111 4H113L112 6H111ZM162 4V3H161ZM234 4V3H233ZM263 4H264V2H263ZM107 5V6H106ZM110 5V6H109ZM220 5V4H219ZM225 4H223L222 3V8H223V10H227V8L226 9H224V7H227V6H224ZM246 5V4H245ZM249 5V6H250ZM261 5V4H260ZM0 13L2 14H0L1 15V17H0V20H2L3 21V15H5V17L8 19V17H9V14H10V12L12 13H14V14H12L13 16L14 15H16L15 17H18L17 16V14H15V10H13L14 8H12V6H11V4H10V2H7L6 1V3H5V0H0ZM17 6V5H16ZM124 6V5H123ZM128 6H130V5H128ZM128 6H127V8H128ZM215 5H213V7L212 8H210L211 10H213V11H216L217 10V8L218 7H216V9H214L215 7H214ZM224 6V7H223ZM232 6V7H231ZM244 6V5H243ZM147 7V6H146ZM260 7V6H259ZM264 7V6H263ZM263 7L261 8V10L263 9ZM25 8V7H24ZM125 8V7H124ZM166 8V7H165ZM185 8V7H184ZM192 8V7H191ZM54 9V8H53ZM106 9V8H105ZM148 9V8H147ZM146 9V12H150V10L148 11ZM187 9V8H186ZM23 10V9H22ZM165 10V9H164ZM163 10V11H164ZM171 11L170 12V15L172 14V10H170L168 7L166 8V12H168L169 13V11ZM221 10V9H220ZM219 10V11H220ZM259 11H260V9H258ZM25 11L23 10V14L25 13ZM182 11H183V9H182ZM182 11H179L180 13L182 12ZM194 9L193 10H186V13L183 11V15H185V14H190V12H193L194 13ZM166 12L164 13V12H162L161 14H166ZM209 12V11H208ZM225 12V11H224ZM257 12V14L256 15H254L253 17H252V20H256V18L258 19L257 21H259L258 23L259 24H256V23H254V22H256V21H254L253 23L255 24V26H254V29H255V27H256V29H257V26L256 25H258V27H259V29H257L256 30V33H254L253 32V30L252 29H250L249 28V33H251V35L250 34H248V36H251V39H253L256 35H258L260 32H258V31H261V34L260 35H262V33L264 32V28L262 27L263 25H264V19H263V14H262V16H259V12L258 11H256ZM263 13H264V10L262 11ZM261 12V13H262ZM18 13V12H17ZM27 13V14H28ZM160 13V12H159ZM174 13V12H173ZM193 13H191V14H193ZM197 13V12H196ZM196 13H195V18H196ZM212 13V12H211ZM214 13V12H213ZM212 13V15H214ZM227 13V14H226ZM226 13H224L225 15H227L228 16V13H229V10H228V12H226ZM22 14V15H23ZM158 14V13H157ZM175 14V13H174ZM173 14V16H175ZM179 14V13H178ZM231 14V13H230ZM229 14V15H230ZM244 14V15H243ZM11 15V16H12ZM160 14H158V16H159ZM166 15H168L169 16V18L171 19V20H173L172 19V17H170V15L169 14H166ZM199 15V14H198ZM211 15V16H212ZM216 16H213V18H217V17H219V16H217V14H215ZM220 15V14H219ZM223 15V14H222ZM222 15H221V17H219V18H217L218 19V21H220L221 22V18L223 19V18H227V17H225V16H223L222 17ZM8 16V17H7ZM24 16V15H23ZM29 16V15H28ZM150 16V15H149ZM188 16V15H187ZM193 16V15H192ZM59 17H62V16H59ZM153 17V16H152ZM175 17H178L177 16V14H176V16ZM184 17H186V15L184 16ZM229 17V16H228ZM231 18H232V16H230ZM247 17V18H248ZM24 18V17H23ZM147 18H149V17H147ZM188 18V17H187ZM190 18H192V17H190ZM189 18V19H190ZM194 18V19H195ZM231 18H229V19H231ZM250 18H248V21H249V23H248V25H251L252 26V21H250L251 19ZM253 18H255V19H253ZM17 19V18H16ZM44 19V20H43ZM55 19V20H54ZM64 19V18H63ZM62 19V20H63ZM150 19V18H149ZM160 19V18H159ZM178 19V18H177ZM177 19H175L174 18V20H175V22H176V20ZM229 19H227L228 21H229ZM235 19V20H236ZM39 20H40V22H39ZM65 20V19H64ZM153 19H151V21H152ZM155 20V19H154ZM156 20H158V18L156 19ZM160 20H164V19H160ZM174 20L172 21V22H174ZM180 20V19H179ZM234 19H231V23H235V25L234 26H229V28H231L232 29V27H236L237 26V31L239 32V33H241L242 31H240V29H242L238 24H240V23H238V21L236 20L235 21ZM245 21H247L246 20V18L244 19ZM2 21H0V22H2ZM15 21V19L13 20V22ZM47 21V22H48ZM150 21V20H149ZM165 21V23H163V25H165L166 23H167V21L166 20H164ZM190 21H193V20H190ZM195 21V20H194ZM213 21H215V19H213ZM234 21V22H233ZM247 21V22H248ZM10 22V23H9ZM34 22V21H33ZM66 22V21H65ZM169 22L172 24V22L169 20ZM177 22H179V21H177ZM236 22H237V25H236ZM243 22V21H242ZM4 23V24H3ZM1 25H2V27H0V37H1V39L3 38H7L8 36H10L9 37V39L14 35V32L15 31H18V28H20V27H17V28H12L13 26H12V22L11 21H8V20H5L4 22H3ZM34 23V24H35ZM39 23V24H38ZM224 23H226V22H224V21H222L221 22V24H224ZM33 24V23H32ZM33 24V25H34ZM57 24V25H56ZM55 25H54V27H53V25H52V27L50 28H45L46 30H44L43 32H42V30H43V28H38L37 27V25L35 26V27H37V28H35L34 30H37V34L35 35V36H29V34H32V35H34L33 33H30V31L28 32L27 30V32H25V34L27 33H29L28 34V36L27 37H25V39H24V41H23V43H22V46H20V48L19 49H21V47L23 48V46H25L26 47V49H24V51H25V59L24 58H21L20 59V61H22V59H24V61H22V62H24L25 64H26V61H28V60H26L27 58L29 59V58H34L31 54H29L27 51H29V50H31V48H33V44L36 46V45H38V44H43V45H45V47H50V49H51V47L53 48V49H51L52 51H53V54H50L51 56H53L55 59H57V58H59L60 56H61V54L63 55V49H64V46H65V44H71L72 43V41H74L75 42V40H74V38L76 39V32H77V34H78V32H79V29H77V31L75 32V30H73L72 29V27H69V26H66V25H64L65 23L62 21L61 22V20H59L57 23H56ZM171 24H170V27H171ZM180 24V23H179ZM218 24H220L219 22H218ZM16 25V24H15ZM213 24H211V26H212ZM217 25V24H216ZM216 25H214V26H216ZM225 25V24H224ZM260 25V26H259ZM49 26H50V24H49ZM166 26V25H165ZM180 26H182V25H180ZM198 26H199V24H198ZM197 26V27H198ZM226 26H227V24H226ZM228 26H227V28H228ZM239 26V27H238ZM40 27H42V26H40ZM44 27V26H43ZM167 27V26H166ZM169 27V26H168ZM183 27V26H182ZM22 28V27H21ZM175 27L173 26V29H174ZM222 28H225V26H223ZM221 27H220V29H222ZM243 28H244V26H243ZM253 28V27H252ZM24 29V28H23ZM173 29H172V31H173ZM176 29H179V28H176ZM212 29H214V27L212 28ZM212 29H210V30H212ZM219 29V30H220ZM245 29H246V27H245ZM248 29V28H247ZM262 29H263V32H262ZM118 31L119 29L118 28H116L115 30H113L114 32L115 31ZM236 30H234L233 32H236ZM252 32H251V31ZM21 31V30H20ZM25 31V29L23 30V32ZM112 31V30H111ZM112 31V32H113ZM175 31V30H174ZM179 31H181V30H179ZM218 31V30H217ZM217 31H215V32H213L214 34H215V36H217V35H219L218 33H216ZM222 31H223V29H222ZM228 30H226L225 29V32H227ZM243 31H244V29H243ZM246 31V30H245ZM153 32H154V29H153ZM224 32V31H223ZM20 33V32H19ZM80 33H81V30H80ZM83 33L84 32H82L81 34L83 35ZM105 33V32H104ZM104 33H103V35H104ZM118 33V32H117ZM210 33V35H211V31L209 32ZM219 33H221V31H219ZM237 33V32H236ZM253 33V34H252ZM23 34V33H22ZM159 33L157 32V35H158ZM242 34H247L246 32L245 33H243L242 32ZM242 34H240L239 35V37L240 36H242L241 38H245V36L244 35H242ZM255 34V36H253V38H252V35H254ZM264 34V33H263ZM85 35V34H84ZM83 35V36H84ZM155 35V34H154ZM224 35V34H223ZM236 35H238V34H236ZM260 35H258L259 37H260ZM24 36V35H23ZM113 36V35H112ZM118 36H120V34L118 35ZM117 36V34L115 35V37H118ZM212 36H214V35H212ZM220 36H221V34H220ZM219 36V37H220ZM257 36V38H259ZM35 37V38H34ZM86 37V35L83 37V39ZM111 37V36H110ZM114 36H113V39L115 38ZM238 37V38H239ZM246 37H247V35H246ZM262 37V36H261ZM30 38V39H29ZM32 38V39H31ZM104 38V37H103ZM106 39H108L109 38V35H108V37L106 36L105 37ZM240 38V39H241ZM248 38V37H247ZM263 38V37H262ZM2 39V40H3ZM9 39H4V40H9ZM13 39V41H14V43H15V41H16V39H14V38H12ZM83 39H81V40H83ZM86 39V38H85ZM84 39V40H85ZM121 39H123V38H121V36H120V40ZM126 39V38H125ZM250 39V40H251ZM1 40V41H2ZM3 40V41H4ZM116 40H117V38H116ZM255 40V39H254ZM253 40V43L256 41H254ZM97 41H99V40H97ZM102 41V40H101ZM104 41V40H103ZM103 41H102V44H103ZM106 41V40H105ZM104 41V42H105ZM111 41H112V37H111ZM114 41H115V39H114ZM113 41V42H114ZM118 41V40H117ZM125 41V40H124ZM213 41V40H212ZM241 41V40H240ZM243 41V40H242ZM261 41V39L259 40V42ZM262 41H264L263 39H262ZM5 42V41H4ZM8 42V41H7ZM82 42V41H81ZM108 42L109 43H111L110 42V39L108 40ZM108 42H106V43H108ZM113 42L111 43L112 45H113V47H114V44H113ZM179 42V41H178ZM178 42H177V45H179L178 44ZM209 42H211V41H209ZM216 42V41H215ZM258 42V39H257V43H259ZM6 43V42H5ZM9 44H10V42H8ZM7 43V44H8ZM98 43V42H97ZM99 43H101V42H99ZM105 43V45L106 46H108L109 48H112V45L111 44H106ZM114 43H117V42H114ZM242 43V42H241ZM264 43V42H263ZM16 44V43H15ZM19 44V43H18ZM100 45L101 46V48L102 47H106L104 44L103 45ZM176 44V43H175ZM203 44V43H202ZM204 44H206L205 42H204ZM98 45V44H97ZM110 45V46H109ZM176 45V46H177ZM199 46L201 45V44H198ZM197 44H195V46H197V48H195L196 49V52L197 53H199L200 54V52L199 51H201L200 49L198 50V48H199V46H198ZM216 45V44H215ZM260 45H262V43L260 44ZM2 46H3V50H2V53H3V55L5 54V60L6 61H8V58H9V61H10V59H12V56L10 57V55H13V53L15 52V50L13 49V48H9L10 46H4L3 45V42H2ZM18 47H19V45H17ZM16 46V47H17ZM99 46V47H100ZM172 47H171V49H173L175 46H173V45H171ZM190 46H192V45H190ZM205 46V45H204ZM238 46H240L241 48H239ZM242 46H244V45H242ZM242 46L240 45V43H239V45H237V47L239 48V49H242ZM252 46V45H251ZM250 46V47H251ZM6 47L7 48H9V49H6ZM70 47V46H69ZM72 47V46H71ZM116 47V46H115ZM193 48H194V45L192 46ZM201 47V46H200ZM208 47V46H207ZM224 47V46H223ZM245 47V46H244ZM263 48H264V46H262ZM261 47V49H263ZM0 48H1V44H0ZM68 48V47H67ZM216 48H217V46H216ZM215 48V49H216ZM238 48H234L235 50L237 49V51H236V53H237V55L236 56H238L239 57V55H241V51L243 50H241L240 52H239V54H238V51H239V49ZM254 49H256L255 47H253ZM253 48H252V50H247L248 48H245L244 50H247V51H250L248 54H250L249 56H250V58H251V54H253ZM258 48H259V46H258ZM2 49V48H1ZM100 49V48H99ZM107 49V48H106ZM180 49V47L178 46V50ZM208 49V48H207ZM259 50L258 49V51H257V49L255 50L256 51V55H260V57H259V59H260V61H259V63L264 59V53H263V51L262 50ZM101 50H102V52H101ZM100 50V52L101 53H103L104 51H105V49L104 48H102ZM175 50L176 51H178L176 48H175ZM174 49L173 50H171V51H175ZM198 50V51H197ZM203 50H204V48H203ZM220 50H221V48H220ZM4 51V52H3ZM19 51V50H18ZM23 51V52H24ZM247 51H246V53H247ZM254 51V52H255ZM10 54H9V53ZM232 52V51H231ZM235 51L233 50V52L232 53H234ZM259 54H258V53ZM2 53H1V55H2ZM219 54V52H217V55ZM242 54H243V58H245L244 57V54H245V51H244V53H243V51H242ZM0 55V56H1ZM3 55H2V57H3ZM9 55V56H8ZM24 55H22V57H24ZM174 55V54H173ZM230 55V54H229ZM245 55H247V54H245ZM253 55H255V53L253 54ZM226 56V55H225ZM227 56H228V53H227ZM248 56V57H249ZM2 57H0V63L2 64V61H4V63H5V60H1V59H3ZM177 57V56H176ZM254 56H252V58H253ZM258 56H256V58H257ZM16 58H18V60H19V57L17 56ZM48 58V57H47ZM54 58H52V59H54ZM233 58V57H232ZM240 59H241V57H239ZM242 58V59H243ZM247 58V57H246ZM255 57L252 59V60H254V59H256ZM262 58V59H261ZM35 60H33V63H31V62H27V64H26V66L29 64V65H34V64H36V63H39V61H40V59L39 60H37L36 58H34ZM174 59V57L172 58V60ZM227 60L226 61H228L229 59L228 58H226ZM239 59V60H240ZM258 59V58H257ZM17 60V59H16ZM175 61H176V59H174ZM231 60V59H230ZM234 60H236V59H234ZM251 60V59H250ZM11 61H13V60H11ZM29 61H30V59H29ZM41 61H44V59H41ZM40 61V62H41ZM222 61V60H221ZM223 61H225V60H223ZM232 61V60H231ZM238 61V60H237ZM241 61V60H240ZM246 60L244 59V62H245ZM258 61H256L255 60V62L257 63ZM264 61V60H263ZM19 62V61H18ZM35 62V63H34ZM102 62V61H101ZM104 62V61H103ZM179 62V61H178ZM229 62V61H228ZM235 62V61H234ZM233 62V63H234ZM243 62V63H244ZM254 62V61H253ZM253 62H252V64H253ZM254 62V63H255ZM12 63V64H11ZM8 62V65H7V69H5V71L4 72H6V70H7V72H9L8 74L9 75H11L12 73H14L13 71H15L14 70V63L13 62ZM21 63V62H20ZM31 63V64H30ZM220 63H222V62H220ZM233 63L231 62V64H232V66L231 67H233L234 68V70L236 71L239 67V65L237 66V64H236V66H235V64L233 65ZM240 63V62H239ZM238 63V64H239ZM242 63V65H244V66H246V65H248V63H246V64H243ZM6 64V63H5ZM23 64V63H22ZM25 64H23V68H26V67H24L25 66ZM103 64L105 65V63H102L101 64V66H100V68H102V67H104L103 66ZM179 65H180V62L178 63ZM206 64H208V63H206ZM223 64V63H222ZM228 64V63H227ZM226 64V66L228 67V65ZM230 64V65H231ZM250 64H251V62H250ZM258 64V63H257ZM3 65V64H2ZM1 65V66H2ZM19 65V64H18ZM17 65V67L18 68H20V66H18ZM97 65V64H96ZM221 65V64H220ZM219 65V66H220ZM241 65V64H240ZM255 65V64H254ZM16 66V65H15ZM225 66V65H224ZM225 66V67H226ZM238 67L237 69H235V67ZM243 66V67H244ZM96 67V66H95ZM99 67V66H98ZM208 67V66H207ZM221 67H223L222 65L220 66V67H218L217 65H216V68L215 69H220V72L219 71H217V73H215V69L213 70V72H212V69H210V68H208V72H210L211 71V73L214 75H217L218 77L216 78V79H219V78H222V74H221V70H223V71H226L227 72V70H224V69H226L225 67L224 68H221ZM230 67V69H229V71L228 72H230V70H232L233 68H231ZM17 68V69H18ZM245 68V67H244ZM15 69H16V67H15ZM27 69V68H26ZM25 69V70H26ZM102 69H104V68H102ZM206 69V68H205ZM2 70H4V69H2ZM82 70H83V67H82ZM81 70V71H82ZM210 70V71H209ZM239 70V69H238ZM237 70V71H238ZM84 71V70H83ZM86 71H88V70H86ZM204 71H207V70H204ZM226 72H223V74L224 73H226ZM226 73V75L228 74L229 75V73ZM241 72V71H240ZM239 72V73H240ZM88 73H92V71L90 70ZM193 73V72H192ZM207 73V72H206ZM238 73V74H239ZM242 73V72H241ZM1 74V73H0ZM83 74H85L86 75V77H87V79H89L91 76H89V78H88V76H87V74L86 73H82L81 72V75H79V78H77V79H79V82L82 80L83 81V79H84V81L82 82L83 84H84V82H86V80H85V75H83ZM94 75H92V78L93 77H95L96 75H95V73H93ZM101 75L102 73H98V75ZM194 74V73H193ZM197 74V73H196ZM202 74H205V72H202ZM208 75H209V73H207ZM207 74H206V76H207ZM221 74V77L219 76ZM257 74H258V72H257ZM261 74V73H260ZM259 74V77H261V75ZM89 75H91V74H89ZM255 74H253L252 76H250V77H253ZM12 76V75H11ZM80 76H84L85 78H83L82 79V77H80ZM191 76H193V75H191ZM202 76V75H201ZM205 75H203L202 77H201V79L202 78H205L206 77ZM224 76V75H223ZM258 76V75H257ZM1 77V76H0ZM9 77V76H8ZM103 77H105V75H102V78H97V76H96V78L97 79H99V80H101V79H104ZM66 78H67V86H65L64 85V87H63V85H62V83L60 84V83H58V85L56 84V85H54L53 84V87H52V91L50 92V91H47V92H44V90H42L43 92H39L40 94H38V92H37V94H34L32 97H37L38 98V101H36L37 103H39V105H40V109H41V111H40V109H39V107H38V109L39 110H37V108L36 109H34V111L37 113V111L39 112V114H36L34 111H32V113H30V114H32V115H28V113H29V111H27L26 112V110H29V107H27L28 109H24V114H25V116H26V118H27V116H29L28 118H30L31 116H32V118L31 119H33L34 118V120L33 121H31L30 119L29 120H26V118L24 119V120H26L25 121V123H24V125H23V127H19L18 128V130H19V133L17 134V133H15L16 131H14V130H16V129H14V130H7V131H5L4 133H2V134H0L1 136H0V149H3V152L5 153H3L2 152V156L3 155H8V156H6V157H8V158H13V157H15L13 154H12V157H10L11 156V150H10V147H11V149H12V145H8V146H10L9 148H8V146H7V144L4 142V138H5V136H10V137H13L14 136V133H15V138L13 137V138H10V137H6V139L5 140H7L8 142H9V139L11 140V142H12V144H13V139H16L15 141L17 142V145H19L20 143H21V147L22 146H26L25 147V149H27V147H28V149L30 148V151L28 150V152H30V153H32L33 154V156H35L34 154H36V153H40L39 154V156L38 157H43V159H45V160H47L48 161V163L51 165V167H52V169L50 168V171L51 170H53V173L54 174H56V175H54V177H51V175L50 174H52L53 175V173H52V171H51V173H49L48 172V174L50 175H48V174H45L46 176H49L50 177V179H51V181H52V183H54V181L56 180V182H57V179L55 178V176L56 177H58V185H61V191L59 190V192L58 191H56L55 190V188H57V187H50V184H47V182L48 181H45V179H43V177L41 176V175H44L43 173L41 174V172L42 171H39V168L38 169H36L37 167H32V168H34V169H32V168H29V167H27V166H30L31 167V165H29L28 163V165L27 166H23L24 165V163L21 161V163L20 164H17V165H15L14 164V166L15 167H13L12 165V161L10 160V159H8L9 161H11L10 163L8 162V160L5 158V160H7L6 162H5V160L3 159L5 156H3V158H2V156H1V159L2 160H4V162H1L2 164L0 165V168H1V172H0V177H5L6 175V177H7V179H6V177H5V179H6V181H4V180H2V181H4L5 183H3V186L4 185H6L4 188L3 187H1L0 186V200H2V195L5 197V199L3 200V201H0V213L2 214V213H4V212H6V213H8L9 215L8 216H11L12 215V213H16V214H14L15 215V217H16V215H19V217H23V220H25L26 218V216L25 215H28V218L27 219H30V221L29 220H25V222H24V224L22 225L21 224V222L23 221V220H21V219H19V220H21V222L19 221V223L17 224L18 226L17 227H19L20 229H21V227L22 226H24V227H22L23 229L25 228V227H27L28 226V223L29 224H31L32 223V225H34L33 227H35L34 229H35V231H37L36 229V226H37V224L36 223H38V226L39 225H41L40 223H39V220H38V218L39 217H41L44 213H46L45 211L44 212H41L40 211V209H42V211L45 209H43V207L42 208H40V206H42V205H45V206H47V208H49L50 209V211H51V209H52V207L55 205V203H59V205L61 204H63L65 207V211H66V209L69 211V213L71 212V211H73L74 213H73V215H74V217H75V215L77 216L76 218H74V219H76L75 220V222H72L71 221V219H72V217L70 216V215H68L69 216V218H68V216H67V218H66V216H64L63 217V220H58L57 221V223H56V221H55V225H52L53 226V231L54 232H52V231H50V230H52V226H51V224H53L52 222H51V224H49L48 222H47V224L45 223L46 221H44V225H46V227L44 226V225H41V226H43L44 227V230H43V227H42V229L40 230V232L38 231L37 232V235H36V232L34 231V230H32V228H31V225H29V228L31 229H28V230H30V231H32V234L34 235V236H36V239H37V237H38V235H39V233L41 234L40 236H39V238H38V240L41 238V236H43V238L44 237H48V235H52L51 236V238L50 237H48V238H44L45 239V241L46 242H43V243H45L46 245H49L50 243H49V241L48 240H51V241H53V243L54 244H57L59 241L58 240H54L53 238H57L58 239V237H60V235L62 234V235H65L64 237L66 238V235H69V237H67L69 240H67V238H66V240L67 241H65L66 242V245H64L65 247H64V249H65V253H64V255H66L67 257H65L64 259V261H65V263H70V261H72L73 262V260L75 261V258H74V256H78V257H76L77 259L78 258H80L83 254H84V248H85V245L84 244H82V246L84 247V248H82L81 246H80V244L81 243H84V242H86L87 240H84V238H83V240H84V242H81V241H79L80 240V237H78L77 235H79V234H81V235H83L84 234V232H85V234H88L90 237H91V235H90V230H93V229H91L93 226H94V228H96L97 226H96V224L99 226V225H101L102 223H104V221L107 223V221L105 220L106 219V217H107V220L109 219L108 217H110V215L109 214H112L113 212H115V211H117L116 210V207L118 206V204H117V198L114 196V186L112 187V185H113V183L111 184L110 182H109V180H113V178H115L116 179V177H114V175L115 174H118L117 172V168H119V167H121V168H123L124 167V169H123V171L125 172V176H124V178L126 179V177L128 178V176L129 175H131V174H134V173H131V174H129L130 172L129 171H127L128 169H129V167H130V165H131V163H128V161H126V160H128L129 159V157H130V159L129 160H131V156H130V154L129 153H133L134 151H133V149H134V147H135V149L137 148L136 146H139L140 147V145H141V143L140 142H142V139L141 140H139L140 138H142V137H139L138 138V136H136L135 135V133L134 134H131V133H133V132H129L127 129L126 130H123V132H120V133H112V132H106V131H104L103 133H101L100 135H95V133H92L93 134V136H91V137H89V136H87V137H85V139H82L81 137L82 136H86V135H84L85 134V130H87V127L88 126H90L92 123H91V121L92 120H99L100 119V117H101V115L103 114V111L106 109V107H107V105H108V107L109 106H111V107H109V109L110 108H114V106H112L111 105V103H115L116 105L118 104H120L121 102H123L122 104H123V107L122 106H120L121 108H122V110H121V108H119V113L121 112V111H123V110H125L126 109V106H127V102H128V95H127V87L129 86V82L130 81H132V78L131 79H128V78H130V77H126L127 78V80H125V81H121V80H119L118 78H120V77H117V78H114L115 80H111L110 82H100V84H98L99 83V81H98V83L96 84V82H94L96 85H97V87L95 86V84H94V86L96 87V89H98L97 90V92L95 91L96 89H94L93 88V86H92V89H94V91H95V93L96 94H98V95H96L97 96V98H95L96 100V102L95 101H93V106H95V107H99V108H95L93 111H92V113H91V111H89V108H91L90 106H92V105H89L88 106V102L89 101H91L92 99H93V96H92V94H90L89 92H87L86 90H84V92H85V96L81 93L80 94V96L81 95H83L84 97H80L79 96V92L78 91H76V94H77V96L74 94V90H73V86L77 83L76 81H77V79H76V83H72V85H71V83H70V81L69 80H71V79H68V76H66ZM70 78V77H69ZM81 78V79H80ZM193 78V77H192ZM209 78H212V79H214V77H210V76H208V79ZM254 79H253V81L256 79L255 77H253ZM261 78H263V77H261ZM206 79H207V77H206ZM250 79H252V78H250ZM11 80V79H10ZM24 80V79H23ZM31 80V79H30ZM96 79L94 78V80L93 81H95ZM107 80V79H106ZM130 80V81H129ZM4 81V80H3ZM9 80H7V85L11 88V86H10V84L12 83L13 84V82L15 81H13V79L11 80V81H9ZM13 81V82H12ZM97 81V80H96ZM129 81V82H128ZM214 81H216L215 79L214 80H211V82L213 83ZM241 81V80H240ZM258 81H260V79L258 78ZM258 81H254L253 82V84L252 85H255V84H258V83H256V82H258ZM262 81V80H261ZM5 82V81H4ZM4 82H2V83H4ZM16 82V81H15ZM47 82V81H46ZM48 82H52L51 80L50 81H48ZM47 82V83H48ZM72 82V81H71ZM88 82H89V80H88ZM137 82V81H136ZM204 82V81H203ZM207 82V81H206ZM209 82V81H208ZM211 82H209V83H211ZM246 81H244V83H245ZM248 82H250V81H248ZM81 83V82H80ZM138 83V82H137ZM211 83V84H212ZM255 83V84H254ZM262 83H264V81H262L261 83H260V85L262 84ZM60 84V85H59ZM64 84V83H63ZM79 84V83H78ZM78 84H76V86L78 87ZM88 84V83H87ZM202 84V83H201ZM210 84V85H211ZM247 84V83H246ZM30 85H31V83H30ZM82 85V84H81ZM204 85H206L205 83H204ZM6 86V85H5ZM13 87H12V89L13 88H16V86H17V83L14 85H12ZM15 86V87H14ZM52 85L50 84L49 85V83H48V88H50ZM54 86H55V88H54ZM60 86V87H59ZM84 86H86V88L88 87V85H84ZM90 86V85H89ZM207 87L209 86V84L208 85H206ZM246 86H249V85H246ZM250 86H251V84H250ZM262 86H264V85H262ZM46 87H47V85H46ZM65 87H66V89H65ZM75 87V86H74ZM203 87H205V86H203ZM256 87L257 88H259L258 87V85H256ZM0 88H2V87H0ZM47 88V89H48ZM125 88V89H124ZM149 88V87H148ZM206 88V87H205ZM249 88V87H248ZM257 88H256V90H257ZM51 89V88H50ZM61 89H65L66 91H65V93H69V95L68 96H66V97H64L61 93H59L60 92V90ZM92 89L90 90V91H92ZM123 89L124 90H126V92L125 93H123L122 91H123ZM146 89H147V87H146ZM254 89V90H253ZM260 89H262V88H260ZM1 91H0V93L2 94V95H5L6 96V99H4V103H5V105L6 106H9L11 103H12V100H9V97H8V95H9V90L6 88V87H4L3 89H0ZM16 91H17V88L15 89ZM78 90H79V87H78ZM250 90L252 91V93H254L255 92V94L257 93L256 91H255V88L254 87H252L251 86V88H249L248 89V92H250ZM10 93H12V90L10 89ZM30 91H32L33 92V89H30ZM46 91V90H45ZM140 91H141V89H140ZM144 91V90H143ZM141 92V94L142 95H144L145 96V98H148V97H146L147 95H150V94H148L147 93V91H144V92H146L147 93V95H145L144 94V92ZM254 91V92H253ZM129 92V91H128ZM240 92V91H239ZM238 92V93H239ZM92 93V92H91ZM94 93V92H93ZM94 93V94H95ZM138 91L136 92V95H138ZM236 93H237V91H236ZM259 93L260 92H258V94H257V96H258V99H259V101L258 100H256L257 102V104H259V102H260V100L262 99L261 98V94L259 95ZM18 94V93H17ZM21 94H22V92H21ZM57 94H58V96H60V97H62V100L63 101H60L61 100V98H59V99H57ZM61 94V95H60ZM89 94L92 96V97H90L89 96ZM129 94V93H128ZM240 94H242V92L240 93ZM28 95L29 94H27V97H28ZM88 95V97L86 98V96ZM236 95H238V94H236ZM243 95V94H242ZM241 95V96H242ZM19 96H22V95H20L19 94ZM18 96V97H19ZM31 96V95H30ZM138 96H140V94L138 95ZM240 96V97H241ZM246 96H247V94H246ZM26 97V98H27ZM78 97H80L81 99L82 98H84V99H82V101L83 102H81L80 100L81 99H79ZM95 97V96H94ZM141 97V96H140ZM143 97V96H142ZM236 97V96H235ZM239 97V96H238ZM239 97V99L241 100V98ZM250 97V96H249ZM254 97V96H253ZM252 97V98H253ZM256 97V96H255ZM20 98V97H19ZM25 98V99H26ZM31 98V97H30ZM67 98V100L65 101V99ZM86 98V99H85ZM90 98H91V100H90ZM152 97H149V100L150 101H152L153 100V98H154V96H153V98L151 99ZM261 98V99H260ZM32 99V98H31ZM28 101H33V100H35L34 98L32 99V100H30V99H27ZM87 100H89L88 102H87ZM149 100H147V101H149ZM254 100H255V98H254ZM149 101V102H150ZM33 103L34 104V106L33 107H35V106H37L36 104L37 103ZM126 102V103H125ZM143 102V101H142ZM148 102V103H149ZM153 102V104H151V105H149V107L150 106H152V105H155V104H157V102L155 103L154 102V100L152 101ZM239 102V101H238ZM25 103V105L24 106H26V102H24ZM12 104H14V103H12ZM22 104V103H21ZM90 104V103H89ZM92 104V103H91ZM99 106H98V105ZM121 104V105H122ZM126 104V106H124ZM129 104H131V102H129L128 103V105ZM142 104V103H141ZM146 104V103H145ZM166 104V103H165ZM168 104V103H167ZM166 104V105H167ZM171 104L172 103H170V105H169V107L168 108H170L171 107ZM239 104H240V102H239ZM14 105H16V104H14ZM23 105V104H22ZM117 105V108L119 107ZM166 105L164 106V108L166 107ZM11 106V105H10ZM30 107L32 106V105H29ZM131 105H129V109H131V111L128 109V111H130V113L132 112L133 113V111H132V106L130 107ZM156 106V105H155ZM238 106V105H237ZM240 106H242L241 104H240ZM238 107V108H242V107ZM88 107V108H87ZM124 107H125V109H124ZM128 107V106H127ZM144 107V106H143ZM146 107V106H145ZM152 107H154V106H152ZM162 107V106H161ZM161 107H160V109H161ZM261 108H262V106H260ZM0 108H1V105H0ZM3 108H4V106H3ZM3 108H1V112H2V109ZM86 108L88 109V110H86ZM168 108H167V111H168ZM254 108V107H253ZM97 109V110H96ZM109 109H108V111H109ZM159 109V107L156 109V108H153V110L155 111V112H157L156 114H154V115H156V118L155 119H157V114H159V116L161 115V113H163L164 111H165V109H164V111H163V109H161L162 110V112L161 113H158V111L160 110ZM236 109V108H235ZM240 109L239 110H237V112H239L240 111ZM245 109V108H244ZM243 109V110H244ZM263 109H264V106H263ZM4 110V109H3ZM37 110V111H36ZM111 110V109H110ZM113 110V109H112ZM160 110V111H161ZM246 110V109H245ZM251 110H252V108H251ZM31 111V110H30ZM96 111V112H95ZM126 111V110H125ZM149 111V110H148ZM151 111V110H150ZM154 111L152 112V113H154ZM171 111V112H170ZM170 111H169V113H172V115L170 116L169 115V113H167L166 111V113L170 116V117H174L173 116V112H172V109H170ZM232 111H234V116H235V114H236V111L235 110H233L232 109ZM232 111H231V114H232ZM253 111V110H252ZM255 111V110H254ZM33 112H34V114H33ZM117 112V111H116ZM145 112V111H144ZM241 112V111H240ZM251 112V111H250ZM118 113V112H117ZM122 113V112H121ZM148 113V114H147ZM152 113H151V115H149V112H145V117L143 118V119H145V121H146V118H147V120H152L153 119V117H151L152 116ZM257 113V112H256ZM52 116H51V115ZM137 114V113H136ZM257 114H259V113H257ZM257 114H255V116H258ZM33 115H34V117H33ZM45 115H47V119H46V121L48 120V122H49V126H48V129L47 130H45L44 131V133L45 134H39L41 137H43L42 135H46V137H43L44 139H46L45 141L47 142V144H45V145H41V143H40V141H39V139L41 138L40 136H38V134L36 135V125H34V124H32V125H34V132H32V133H35L34 135L35 136H38L37 138L35 137L34 139L32 138V136H27V135H29V134H27L28 132H30V131H32L31 129H33V127H31L32 125H31V122L33 123H35V120H38V118H40L41 120H42V118L45 116ZM51 116V118H48L49 116ZM147 115H149L148 117H149V119H148V117H147ZM210 115L211 114H207V117L208 118H212V116L210 117ZM237 115L238 114H236V118H238L237 117ZM250 114H248V116H249ZM253 115V114H252ZM24 116V117H25ZM132 116H134V115H132ZM163 116V115H162ZM162 116H161V118H162ZM224 116V120H226L225 119V115H223ZM229 116V115H228ZM231 116V115H230ZM164 117H165V115H164ZM167 117V116H166ZM206 117V118H207ZM213 117H214V115H213ZM252 117V116H251ZM219 118L221 119V117L219 116ZM219 118H218V120H219ZM234 118L235 117H233V118H230L229 119V121L231 120V122L232 121H234ZM259 118H262V117H259L258 116V118H257V121L255 120V122H257L258 123V120L260 121L258 124H256L255 122H254V124H250L249 126L251 127V126H256L255 128H259V131H260V135H261V137H263V138H260L259 140L260 141H262L263 139H264V132H263V130H264V126H262V125H259V124H264V122L263 123H261V121L262 120H264V119H259ZM137 119V118H136ZM167 120H168V122H167V120H165L164 118H163V121H165V122H167L168 124H169V120H173V119H168V118H166ZM213 119V118H212ZM227 119H228V117H227ZM138 120V119H137ZM136 120V121H137ZM160 120H162V119H160ZM207 120V119H206ZM211 119H209L208 120V122L211 124L212 122H215L214 124L215 125H217V123L216 122H218L217 121V119H216V117L212 120V121H210ZM216 120V121H215ZM237 120V119H236ZM30 121V122H29ZM39 121V120H38ZM37 121V122H38ZM135 121V122H136ZM139 121V120H138ZM138 121H137V123H138ZM219 121H221V120H219ZM36 122V123H37ZM81 122V124H80V126H79V123ZM133 122V121H132ZM147 122V121H146ZM171 122V121H170ZM225 122V121H224ZM223 122V123H224ZM236 122H238V120L236 121ZM235 121H234V123L235 124H237V126H239V124L238 123H236ZM242 122V121H241ZM252 122V121H251ZM29 123V125H27ZM100 123V122H99ZM99 123H97V124H99ZM134 123V122H133ZM152 123V122H151ZM219 123H221V122H219ZM218 123V124H219ZM233 123V122H232ZM233 123V125H235ZM25 124H26V126H29V128L31 127V129H27L28 127H26L25 126ZM38 125L39 124H42V126L41 125H39V129L41 128V127H43L44 128V126H43V123H37ZM94 124H95V121H94ZM101 124V123H100ZM99 124V125H100ZM128 124V123H127ZM139 124V125H138ZM138 124H136V126L138 125L140 128H141V131H140V133H142V134H139V136H141V135H143L144 136V134H143V132H144V128H145V130H148V126L147 127H144L145 126V124L141 121L140 123H138ZM150 124V123H149ZM155 124V123H154ZM213 124V125H214ZM222 124V123H221ZM221 124H219V125H221ZM242 124H244L243 122H242ZM241 124V125H242ZM31 125V126H30ZM47 125V124H46ZM171 125V124H170ZM212 124L210 125V126H212V127H214ZM240 125V126H241ZM24 126L26 127L25 129H22V128H24ZM96 126V125H95ZM129 126V125H128ZM137 126V127H138ZM150 127H151V125H149ZM157 126V125H156ZM169 126V125H168ZM198 126V125H197ZM199 126H201V125H199ZM227 126V125H226ZM236 126V125H235ZM239 126V127H240ZM243 126H245V124L243 125ZM243 126H241L240 127V129L242 128L243 129ZM253 126V127H254ZM14 127V126H13ZM38 127V126H37ZM91 127V126H90ZM127 127V126H126ZM138 127V128H139ZM216 127H219V126H216ZM225 128V126H224V124H222V127H220V128ZM234 127V126H233ZM8 128V127H7ZM12 128V127H11ZM89 128V127H88ZM123 128V127H122ZM132 128H133V126H132ZM135 128V127H134ZM138 128H137V131L136 132H138ZM155 128V127H154ZM167 128V126L165 127V129ZM170 128V129H169ZM173 126L172 127H168V130L166 129H160L159 128V130H163L164 131V133H162V132H160V133H162V134H165V133H168L167 131H171V132H173ZM215 128V127H214ZM227 128V127H226ZM229 128H231V127H228L227 128V130L226 131H224L225 129H223V132H225V133H223V134H226V132H228L229 130ZM237 128V127H236ZM9 129H10V127H9ZM21 129V130H20ZM80 131H79V130ZM155 129H158V128H155ZM252 129V128H251ZM36 130V131H35ZM42 131H43V129H41ZM92 130V129H91ZM135 130H136V128H135ZM159 130H154L153 129V131L155 132V133H157V134H155L156 136L157 135H160L159 134ZM176 129L174 128V131H175ZM180 130V129H179ZM216 130H218L217 128H216ZM231 130H232V128H231ZM256 130H258V129H256ZM14 131V132H13ZM78 131H79V133H78ZM124 131H127V132H124ZM149 131H151L150 129H149ZM152 131V132H153ZM169 131V133H170V139H171V137H173V140H172V142L173 143H171L170 144V140H169V142L167 141V139H166V144L165 145H168L169 146V144L171 145V147H172V145L173 146H175V145H178V146H180V145H184L185 143H184V141L187 139L186 138V136H188V135H192V134H190V133H193V132H195V130H193V132H191V131H189V133L188 132H186V134H182L183 135V138H186V139H183L182 138V136H176V134H175V136L171 133ZM181 131V130H180ZM199 131H201L200 129H199ZM204 131V130H203ZM203 131H201L200 133H201V135H202V133H203ZM220 131H222V130H220ZM243 131H245L244 129H243ZM258 131V132H259ZM94 132V131H93ZM234 132V131H233ZM241 133L239 134V132H237L240 136L241 135H243V136H241V138L243 139V142L242 143H240V145L241 144H243V143H245V141H244V136L247 134H244V133H242V130L240 131ZM257 132V131H256ZM262 132H263V135H262ZM41 133H43V132H41ZM139 133V132H138ZM179 133V132H178ZM181 133V132H180ZM179 133V135H181ZM200 133H197L196 132V134H195V137H196V135L198 136V135H200ZM229 133V132H228ZM235 134L234 135H237V133L236 132H234ZM5 134H7V135H5ZM17 134V135H16ZM27 134V135H26ZM31 134V133H30ZM153 134V133H152ZM254 135H255V132L253 133ZM259 134V133H258ZM3 135H5L4 136V138H1ZM33 135V134H32ZM33 135V136H34ZM138 135V134H137ZM154 134H153V137H155V138H158V136L156 137ZM185 135V136H184ZM234 135L232 134V135H230L233 139L232 140H234ZM239 135H237V139H241V138H239L240 136ZM253 135V136H254ZM16 136H17V138H16ZM161 137H162V135H160ZM207 136H209V135H207ZM211 136V135H210ZM213 136V138L215 137L214 135H212ZM211 136V137H212ZM228 136H229V134H228ZM248 136V135H247ZM255 136H257V135H255ZM72 137L73 138H75V140H76V142L75 143H73V142H71V140L70 139H72ZM89 137V138H88ZM192 137H194V135H192ZM191 137V138H192ZM217 137V136H216ZM8 138V139H7ZM144 138H146V137H144ZM178 138H182L181 140H179ZM249 139L248 140H250L251 138H252V136L250 135V137H248ZM255 138V137H254ZM17 139H19L20 140V143L18 142V140ZM33 139V141H31ZM36 139L38 140V142L40 143V145H39V143L36 141ZM193 139V138H192ZM236 139V138H235ZM236 139V140H237ZM246 139V138H245ZM35 140V141H34ZM175 140V141H174ZM184 140V141H183ZM212 140H216V139H212ZM229 140V139H228ZM227 140V141H228ZM231 140V139H230ZM247 140V142L246 143H248V142H252L253 141V138H252V140H250V141H248ZM258 140V141H259ZM146 140H144V142H145ZM223 141V140H222ZM222 141H220V142H222ZM238 141V140H237ZM237 141L235 142V140H234V144L233 145H239V142L240 141H238V143H237ZM242 141V140H241ZM264 141V140H263ZM262 141V142H263ZM16 142H14V145H15V143ZM102 142V143H101ZM106 142V143H105ZM115 143V145H116V142H117V145L118 146H121V147H118V146H114V143ZM118 142L120 143V144H118ZM143 142V143H144ZM167 142H168V144H167ZM181 142V143H180ZM188 142H190V141H188L187 140V142L186 143H188ZM211 142V141H210ZM209 142V143H210ZM230 142V141H229ZM19 143V144H18ZM43 143H45V142H43ZM104 143V145H102ZM113 143V144H112ZM140 143V144H139ZM178 143H180V144H178ZM184 143V144H183ZM203 143H205V142H203ZM206 143H208V142H206ZM205 143V144H206ZM226 143V141L224 142V144ZM231 143H232V141H231ZM230 143V145H231V147L230 148H232V150L234 149V147L232 146V144ZM253 143V145H254V142H252ZM8 144H10V143H8ZM113 145L114 146V148H115V150L112 148V146L111 145ZM146 144V146H141V147H143V148H141L140 147V149L138 150V148H137V151H141V153L143 152L142 150L144 149V151H145V148L148 146V148H150L149 146H150V143L148 142V144L147 143H145ZM188 144H191V142L190 143H188ZM202 145V143H201V141L199 142V144H198V142H197V149L199 148L198 147V145L201 147V145ZM216 144V143H215ZM263 144V143H262ZM261 144V145H262ZM106 145H108L109 146V148H110V150H109V152L112 154V155H115L116 154V156L115 157H118V158H120L119 160L122 162L123 161V164L121 165V166H119L118 167V165L117 164H120V163H118L119 162V160H117V162H115V163H117V164H113L112 165V167L110 166L111 164V162L110 163H108V164H110V165H108V166H106L105 167V165H103L102 166V168L100 167V169H99V165L101 166V163L99 164V158H101V155L102 154H104L105 155V153H106V147H104V146H106ZM144 145V144H143ZM155 145V144H154ZM153 145V146H154ZM217 145V144H216ZM221 145V144H220ZM252 145V146H253ZM258 145V144H257ZM87 146V147H86ZM108 146H107V148H108ZM156 146V145H155ZM154 146V147H155ZM177 146V147H178ZM193 147H191V148H193L192 150H194L195 149V145H192ZM207 146H208V149L209 148H212V147H210V145H208L207 144ZM212 146H215V145H212ZM227 146H229V143H228V145H226V149H227ZM245 147H246V145H244ZM18 147V146H17ZM88 148V150L86 149V148ZM117 147V148H116ZM132 147V148H131ZM177 147H175V149H177L178 150V148ZM242 147H243V145H241V147H238L237 146V150H236V147H235V150L236 151H238L239 149H240V151L239 152H241V151H243V149L245 148H243L242 149ZM257 148H254V149H257V150H254V151H257V153H259L260 155H258L257 154V156H254L253 154L254 153H252V151H251V155H252V157L254 158H256L257 159V157H258V159L257 160H259V162L258 161H256L255 160V158H254V160H253V158L252 159H250V160H253V163H254V161L256 162V163H258V165H259V163H264V159H262V154L260 153L261 151V148H259V150H258V147L259 146H256ZM24 147H22L21 149H23ZM118 148H119V150L120 149H126V150H121L122 152H123V154L125 155V157H127L128 155V157L125 159L124 157H123V155H121L122 154V152H120L119 150H118ZM130 148V150L129 151H133V152H128L127 150ZM147 148V149H148ZM166 148V147H165ZM169 147H167V149H168ZM247 148V147H246ZM10 151H9V150ZM19 149V148H18ZM17 149V150H18ZM25 149H23V151H25L26 152V150ZM99 149H101L100 150V152L98 153H96V152H94V151H99ZM106 149V150H105ZM155 149V148H154ZM172 149V148H171ZM205 149H206V147H205ZM226 149H224V150H226ZM242 149V150H241ZM248 149V148H247ZM247 149H244V152H242V154L241 155H243L244 153V156H246V154L248 153V152H245ZM250 149H251V147L249 148V151H250ZM85 150H87L88 151V154H87V152L85 151ZM105 150V151H104ZM174 150V149H173ZM198 150H201V151H203V152H201L203 155H204V150H202V148H199ZM210 150V149H209ZM216 150V149H215ZM217 150H218V148H217ZM223 150V151H224ZM231 150V149H230ZM231 150V151H232ZM252 150V149H251ZM1 151V150H0ZM14 151H16V148H15V150ZM20 151V150H19ZM124 151H125V153H124ZM127 151V152H126ZM184 151H187V150H184ZM211 151L212 152H210L209 153V155L210 154H212L211 155V158L212 157H214L215 155V153H214V150H212L211 149ZM219 151V150H218ZM236 151H232V152H234L233 154H235V152ZM248 151V150H247ZM253 151V152H254ZM263 151V150H262ZM34 152V153H33ZM84 152H86V153H84ZM96 153V155L94 156V153ZM104 152V153H103ZM165 153H163L164 155H161V152H160V154L159 155H161V157L162 158H164L163 160L164 161H162V165H164V162H165V165H166V162H168V164H170V166L169 165H167V169H166V171L168 172L169 171V169L168 168H174V167H176V166H174L175 164H173V163H175V159L173 160V163L171 162L172 161V159L173 158H176L177 156H178V153H177V155H175L174 157L172 156L171 158H170V156L171 155H169V154H171L173 151L172 150H169V154L167 155V152L166 151H164ZM209 151L207 150V153H208ZM220 152V151H219ZM226 153H228L227 151H225ZM264 152V151H263ZM262 152V153H263ZM7 153V154H6ZM8 153H10V155L8 154ZM149 153H150V151H149ZM152 153V152H151ZM173 153H175V152H173ZM172 153V154H173ZM183 153V156H186L188 159L190 158V153H191V159H189V163H193V165H194V163H195V165L198 163L197 162V158L199 159V157H198V153H197V151H196V155H192V153H193V151L192 152H190L189 151V155H188V153L186 154V155H184L185 153L184 152H182ZM217 153V152H216ZM250 153V152H249ZM249 153H248V155H249ZM256 153V152H255ZM22 154V153H21ZM24 154V153H23ZM26 154H29V153H27L26 152ZM99 154V155H98ZM147 154V153H146ZM194 154V153H193ZM202 154H201V156H202ZM218 154V153H217ZM233 154H231V156L232 157H234L233 156ZM237 154V153H236ZM1 155V154H0ZM36 155H38V154H36ZM106 155H108V153H106ZM133 155H135V156H133V158H135V160L137 161V162H139V161H141V158H142V156H139L140 155V153H133ZM157 155V154H156ZM209 155H205V157L207 156V158H208V156ZM220 155H222V153L220 154L219 153V156ZM230 154H228V156H229ZM264 155V154H263ZM27 156V158H28V155H26ZM30 156H31V154H30ZM85 156V157H84ZM94 156V157H93ZM197 156V157H196ZM218 156V158H220ZM227 155H225V157H226ZM236 157H235V159H237V162H238V160H239V162H240V160L241 159H243V162L245 161L244 160V158H243V156H242V158H240V159H238L237 157L239 156L240 157V155H235ZM32 157V156H31ZM87 157V158H86ZM92 157V158H91ZM105 158H107V156H104ZM108 157H110V155H108ZM137 157V158H136ZM149 157V156H148ZM150 157H151V155H150ZM154 157H156L155 156V154H154ZM159 157V156H158ZM193 157V158H192ZM196 157V158H195ZM217 157V155L215 156V158ZM223 157V156H222ZM96 158H98V159H96ZM124 158V159H123ZM140 158V160L138 161V159ZM153 157H151V159H152ZM215 158L213 159V160H215ZM246 158H247V156H246ZM263 158H264V156H263ZM0 159V160H1ZM15 159V158H14ZM20 159V158H19ZM96 159V160H95ZM144 159V158H143ZM150 159V158H149ZM155 159V158H154ZM153 159V161H155ZM161 159V158H160ZM194 159L196 160V162H194ZM202 159H204V158H202ZM209 159V158H208ZM207 159V160H208ZM221 159V158H220ZM234 159V160H235ZM248 159H249V157H248ZM1 160V161H2ZM97 160H99V161H97ZM109 160V159H108ZM134 160V159H133ZM132 160V161H133ZM134 160V161H135ZM176 160H179V159H177L176 158ZM193 160V161H192ZM206 160V159H205ZM212 160V159H211ZM210 159H209V161L208 162H210L211 161ZM224 160V159H223ZM227 160L228 161H233V159H231V160H229V158H227ZM25 161V160H24ZM95 161H97V162H95ZM114 161V160H113ZM147 161V160H146ZM145 161V162H146ZM159 161V160H158ZM180 161H182V160H180ZM190 161H192V162H190ZM231 161V162H232ZM242 161V160H241ZM248 161V160H247ZM247 161H245V162H247ZM17 162H18V160H17ZM127 162V163H126ZM145 162H142V163H145ZM157 162V161H156ZM156 162H154V164L156 163ZM171 162V163H170ZM183 162V161H182ZM181 162V163H182ZM201 163H204L205 161L203 160V161H200ZM207 162V163H208ZM222 162V161H221ZM238 162V163H239ZM244 162V163H245ZM15 163V162H14ZM104 163V162H103ZM102 163V164H103ZM126 163V164H125ZM135 163V162H134ZM134 163H133V165H134ZM151 163H153V162H151ZM180 163V162H179ZM178 163V164H179ZM216 163V162H215ZM233 163V162H232ZM241 163L242 162H240V165H241ZM248 163H250L249 161H248ZM23 164V165H22ZM105 164V163H104ZM129 164V165H128ZM148 163H146V165H147ZM158 163H156L155 164V166L157 165ZM213 164V163H212ZM230 164V163H229ZM228 164V165H229ZM235 164H237V163H235ZM243 164V163H242ZM245 164H247V163H245ZM255 164V163H254ZM253 164V165H254ZM8 165V166H7ZM18 165H22V166H20V167H16V166H18ZM115 165V166H114ZM123 165H125V166H123ZM139 165H141V167H142V165L143 164H139ZM145 165V164H144ZM143 165V166H144ZM159 165V164H158ZM216 165H217V163H216ZM221 165H222V163L220 164V161H219V166L221 167ZM239 164H237V165H235V166H237V167H239L238 166ZM253 165H252V162L250 163V168H252L253 167ZM261 165V164H260ZM2 166V167H1ZM12 166V167H11ZM113 166H114V168L115 167H117V168H115V172H114V169H113V174H111V171H110V167H111V169L113 168ZM152 165H150V168H152L151 167ZM169 166V167H168ZM223 166H225L224 164H223ZM234 166V165H233ZM242 166V165H241ZM244 166V168L245 169H247L246 168V166L248 167V164L245 166V165H243ZM256 166V165H255ZM7 167L9 168V169H7ZM126 167H128V168H126ZM134 167V166H133ZM133 167L131 166V168L130 169H132L133 170ZM146 167V166H145ZM158 167H161L160 165L158 166ZM196 168H197V166H195ZM194 167V168H195ZM220 167H218L217 168V170H219V168ZM229 167H232V165H230V166H225V168L226 169H228ZM259 168L260 169V171H262V172H264V169L262 168H260V166H256V168ZM106 168V170H105V172L107 171V172H109L110 173V176H109V174L106 172H102V173H100L98 170H104ZM138 168H140V167H138ZM155 168H157V167H155ZM162 168H164V166L162 167ZM162 168H159V169H162ZM249 168V167H248ZM254 168V167H253ZM255 168V169H256ZM257 168V169H258ZM86 170L87 172L86 173H88L89 171L90 172H93L92 174L94 175V182H96V183H100V185L102 186V190L103 191H101L102 193L104 192V190L106 189V190H108L109 192L105 195L104 193H103V195H105L104 197L102 196V202H104L105 204L103 205V206H101V207H99L98 208V215L99 216H97V210H95V208H93V211L92 212H94V214H95V212H96V215H93V214H90L89 213V210H90V208H92L91 206H93L91 203H93V202H91V201H89V200H91L89 197H92L91 196V192L89 193L88 191H89V189H87L85 186H87V185H85L84 183H83V181L81 182V179H82V173H84L83 172V170ZM129 169V170H130ZM137 169V168H136ZM140 169H142V174H144V176L146 175L144 172V168H140ZM148 169V168H147ZM208 169H210V167L208 168ZM212 170H210L211 172L213 171V169L214 170H216V168H211ZM226 169H225V171H226ZM254 170L255 171V173L256 172H258L259 170ZM4 170V172H3V174H1L2 173V171ZM5 170H8V171H6V174H5ZM132 170H130V171H132ZM145 170H146V168H145ZM152 170V169H151ZM157 170V169H156ZM155 170V171H156ZM163 170V169H162ZM164 170H165V168H164ZM164 170H163V172H164ZM201 170V169H200ZM222 170V171H221ZM220 171H218V172H215V171H213V172H215V173H213L214 175H205V174H202V173H204V172H202V173H199V174H201L202 175V177H201V175H200V179H201V181L199 180V179H197L198 181H197V183L199 182V184H194V185H198V188L200 189V188H202L201 190H205V191H209V193H207L206 195L207 196H209V194L211 193V195H213L214 197H215V195H216V193H219L220 191L222 192L224 189L223 188H221V186H223L224 184H222L223 182V178L225 177L224 176V170H223V167H222V169H221ZM234 170V169H233ZM239 170H241V169H239ZM238 170V171H239ZM126 171H127V173L129 174H127L128 176H126ZM135 171H137V170H135ZM139 171V170H138ZM138 171H137V173H138ZM147 171V170H146ZM160 171V170H159ZM158 171V172H159ZM171 171V170H170ZM190 171H192V169L190 170ZM198 171H199V169H198ZM224 171V172H223ZM243 171V170H242ZM251 171H253V170H251ZM251 171H248V170H245V172H238L239 173V175H240V173H242L241 175H240V178L242 177V180L240 181V182H244V183H239L237 180H238V178H237V182L235 181V186L233 187V184H232V187H228L227 188V186H226V188L227 189H225L226 190V193L228 192L229 194H226L225 193V190L222 192L223 193V195H224V201L225 202H227L226 200H228V199H226V198H228V195H229V201H231L232 202V200H230L233 196H235V199L237 198L238 199V197H239V199L237 200V202H242L243 204L242 205H244V202H245V200H247V198H245V197H247V193H249V192H251V191H248V189L249 188H251L252 190H253V188L250 186L252 183L253 184H256V181H258V180H255V178L257 179L259 176H258V173H256V174H254V173H248V172H251ZM253 171V172H254ZM259 171V172H260ZM90 172H89V174H90ZM149 172H151V171H149ZM165 173L164 175H163V173H161V175H163L162 176V178H163V180H161L162 178H159L160 180H158L159 181V183L161 184L162 182L163 183H165V181H169V174L168 173ZM200 172V171H199ZM86 173H84V175L86 174ZM104 173H105V175L107 174L108 176L106 177L105 175H104ZM115 173V174H114ZM147 173V172H146ZM152 173V172H151ZM178 173V172H177ZM185 173V172H184ZM184 173H182V175H184ZM189 173V172H188ZM192 173V172H191ZM195 173V172H194ZM234 173H235V171H234ZM234 173L232 172V173H230L231 174V176L232 175H234ZM246 173V174H245ZM261 173V172H260ZM259 173V174H260ZM89 174H86V175H89ZM100 174H102V175H100ZM136 174V173H135ZM135 174H134V176H132V179H131V177H129L128 178V183H129V185H130V190L129 189H127L129 186H127V187H121L120 185H123L124 183H123V180H125V179H123V177H121V176H119V175H116L117 177L119 176V179H120V177L122 178V179H120L121 180V182L123 183V184H121L120 183V185L118 184V182H117V185H119V189H117L118 190V195L120 194H122V192L123 191H125V194H126V191L128 192V191H130L131 192V190H132V192L131 193H128V194H126V195H131L132 193H133V191H136V190H139V191H143V190H146V189H149L148 188V185H147V188L146 189H143L142 187H141V189H140V187H139V189L137 188V187H135L136 186V184L137 185H142V183H143V181L145 180L146 181V179H147V177L145 176V177H140V176H143V175H141V173H140V175H138L137 177L138 178H142L141 180L139 179L138 180V178L135 176ZM153 174V173H152ZM2 175V176H1ZM91 175V174H90ZM89 175V176H90ZM151 175V174H150ZM153 175H155V174H153ZM190 175V174H189ZM262 175V174H261ZM261 175H260V177H261ZM92 176V175H91ZM90 176V177H91ZM99 176H105V178L106 179H100V178H102V177H99ZM147 176H149V175H147ZM152 176V175H151ZM157 176V175H156ZM160 176V175H159ZM166 176V177H165ZM179 176V175H178ZM181 176V175H180ZM179 176V177H180ZM199 176V175H198ZM237 176V175H236ZM49 177H48V179H46V180H49ZM87 178H88V176H86ZM90 177H89V179H90ZM184 177V176H183ZM182 177V178H183ZM185 177H187V175L185 176ZM189 177V176H188ZM187 177V178H188ZM259 177V178H260ZM92 178V177H91ZM135 178V179H134ZM150 178V177H149ZM148 178V179H149ZM154 178H156V177H154ZM157 178V179H158ZM165 178H167V180L165 179ZM177 178V177H176ZM182 178L180 179V180H182ZM191 178V177H190ZM198 178V177H197ZM264 178V177H263ZM1 179V178H0ZM93 179V178H92ZM98 179H100V180H98ZM118 179V180H119ZM137 179V180H136ZM147 179V181L149 182V180ZM151 179L152 180H150V183L151 184H153V185H155L156 186V182H155V180L151 177ZM170 179H171V177H170ZM179 179V178H178ZM177 179V180H178ZM186 178H183V180H185ZM192 179V178H191ZM234 180L236 179V178H233ZM44 180V181H43ZM106 180H108V182H105ZM117 180V179H116ZM130 180H133L132 182L130 181ZM134 180H136L135 182H134ZM172 180V179H171ZM170 180V181H171ZM50 181V182H51ZM89 181H91V180H89ZM98 181V182H97ZM100 181V182H99ZM138 181V182H137ZM152 181V182H151ZM162 181V182H161ZM262 180H260L259 182H261ZM46 182V183H45ZM102 182V183H101ZM113 182H115V181H113ZM124 182H127L126 180L124 181ZM130 182L132 183V184H130ZM172 182V181H171ZM263 182H264V180H263ZM90 183V182H89ZM93 182H91V184H92ZM106 183V184H105ZM108 183H110V184H108ZM116 183V182H115ZM127 183V184H128ZM133 183H135V185L133 184ZM139 183V184H138ZM145 183V182H144ZM158 183V184H159ZM170 183V182H169ZM181 183V182H180ZM187 183V182H186ZM225 183H227V181L225 182ZM248 183H250V184H248ZM262 183V182H261ZM2 184V183H1ZM55 184V183H54ZM146 184V183H145ZM149 184V183H148ZM151 184H150V186H151ZM157 184V185H158ZM158 185L159 187L161 186V185ZM177 184V183H176ZM176 184H171V185H176ZM190 184V183H189ZM246 184H248V185H246ZM53 184H51V186H52ZM56 186H58L57 184H55ZM84 185V186H83ZM97 185V184H96ZM107 185V186H106ZM115 185V184H114ZM125 185H126V183H125ZM124 185V186H125ZM133 185V186H132ZM144 185V184H143ZM152 185V186H153ZM164 185V184H163ZM178 185V184H177ZM176 185V187H178ZM184 185V184H183ZM229 185V184H228ZM99 188L101 187V186H99V184L97 185ZM109 186V187H108ZM110 186H111V188H110ZM151 186V187H152ZM157 186V187H158ZM173 186V187H174ZM181 186V185H180ZM204 186V187H203ZM247 186L249 187L248 189H247ZM262 186H264V184H262ZM60 187V186H59ZM95 187V186H94ZM154 187V186H153ZM172 187V186H171ZM173 187H172V189H173ZM186 187H187V185H186ZM193 187V186H192ZM196 187V186H195ZM258 187H260L259 185H258ZM54 190V192L52 191V189ZM96 188V187H95ZM98 188V189H99ZM120 188H124L123 189V191L121 192V190H120ZM135 188H137V189H135ZM179 188V187H178ZM194 188V187H193ZM192 188V189H193ZM204 188V189H203ZM224 188H225V186H224ZM262 188H264V187H262ZM114 189V190H113ZM152 189V188H151ZM165 189V188H164ZM167 189H169V187L167 188ZM169 190L170 191V195H169V193H168V195L169 196H172V197H175V196H177V195H172V192H173V190ZM174 189H176V188H174ZM180 189H181V187H180ZM255 189V188H254ZM29 190H31V191H29ZM88 190V191H87ZM101 190V189H100ZM106 190H105V193H106ZM162 190V189H161ZM177 190V189H176ZM183 190V189H182ZM196 190V189H195ZM246 190V191H245ZM250 190V189H249ZM33 192L32 194L31 193H29V192ZM139 191H136L137 192V194H139ZM155 191V190H154ZM172 191V192H171ZM186 191V190H185ZM205 191H204V193H205ZM233 191V193H231ZM87 192L89 193V194H87ZM99 192V191H98ZM116 192V191H115ZM119 192H121V193H119ZM156 192V191H155ZM163 192V191H162ZM165 192V191H164ZM178 192H180V190L178 191ZM202 192V191H201ZM244 192V193H243ZM124 193V192H123ZM150 193V192H149ZM177 192H173V194H176ZM182 193H184V192H182ZM188 192H186L185 193V195L183 194V196H186V194H187ZM192 193H193V191H192ZM195 193V192H194ZM197 193V192H196ZM98 194V193H97ZM135 192H134V195H137ZM148 194V193H147ZM146 194V195H147ZM159 194V193H158ZM199 194V193H198ZM215 194V195H214ZM242 194H244V196H240V195H242ZM96 194H94V196H93V199L92 200H94V197H98V195H96ZM102 195V194H101ZM123 195V194H122ZM144 195V194H143ZM161 195V194H160ZM159 195V197H161ZM205 195V196H206ZM249 196L248 197H250V194H248ZM14 196V197H13ZM194 196H195V194H194ZM236 196H238V197H236ZM12 199H14V198H19L20 197V200H21V202H18V204H17V202H16V206L18 205L19 206V204H20V206H21V209L20 208H18V206H17V212H15V207L16 206H14L15 204H13L12 205V203H10L11 202V198ZM21 197H22V199H21ZM99 197H101V196H99ZM120 197V196H119ZM144 197H146V196H144ZM143 197V198H144ZM148 197H150V199L152 198L151 197V195H149ZM178 197H180V196H178ZM181 197H182V195H181ZM197 197V196H196ZM200 197V196H199ZM203 197V196H202ZM212 197V196H211ZM211 197H209V198H211ZM213 197V198H214ZM216 197H217V195H216ZM218 197H219V195H218ZM240 197H243V199H241ZM251 197H253V196H251ZM255 197V196H254ZM125 199H128L129 200V197L127 196V197H124ZM164 198V197H163ZM175 198H177V197H175ZM188 198V197H187ZM208 198V197H207ZM207 198H205L206 199V201H205V203L204 204H202V205H204L203 207L205 208H203L204 210H202V208L200 207V208H197V210H199V213H195L196 212V209H195V207L194 206H192V205H190L189 203V205L186 203V202H184L183 203V201H182V203H181V201H177V200H175V201H177V204H176V206H173L172 208L170 207V205H169V207L171 208H169L170 210H169V213H166V212H168V211H166L167 210V207H166V210L164 209L163 210V207H162V210L163 211H165L164 213H166L165 214V216H164V214H163V212H161L162 214H163V218L161 217L162 216V214H161V216H159L160 214H158V215H156V212H154V211H152L153 209L154 210H156V208H152V205L154 204H152V203H150V204H152L149 208V210L147 209L146 210V208H145V211L144 212H146V211H148V214L150 215V213L152 212L154 215H152L153 217H151L150 218V216L148 217H146V218H144V220L146 219V222H144L143 220H142V223H141V220L139 219V217L140 216H146V215H143L141 212H139V213H141L142 215H140L139 214V216L137 217L136 216V220L134 219V217H135V214H132V213H128V216L126 215V219L127 218H129L130 216H131V214L132 215H134V217H133V219H131V217L129 218V219H131L132 220V222L134 221V222H136L137 221V218L140 220V221H138V225L140 226V224L142 225L141 227H143V225L146 223V225L147 226H150V227H152L151 225L152 224H150V221L152 222L153 221V223L156 221V220H158L157 221V225L154 227V230H151L150 232H151V234H149L148 233V236L149 237H147V240L145 239V241H147V242H149L150 243V238H152L151 236H153V239H154V241L156 240V242H154L153 240V242H151V243H153V244H158L159 242H163L164 240H166V238L167 239H169V240H166V241H168V242H170V240H171V243H173V241L175 242L176 240L177 241H179L178 242V244L176 245V246H174L173 247V249H167V250H165V251H162V252H160V248L159 247H157L156 249H159V250H153V249H144L145 251H148L146 254H144V250H143V254H144V256L146 257L147 256V258H148V261L151 259V261L153 260V257H155L154 255H156V254H159V257H155V259H157V258H159L158 260H156V261H158V263L157 264H170V263H176V260L179 262H183V258L185 257V259L188 257V260H186V262H188L190 259H191V261H192V264H194V259H196V262L195 263H197V264H199L198 263V261L200 262V264H214V263H216V261H217V264H241L242 262L241 261H239V259L238 258H236L235 257V248L237 247L236 245V247H234V246H232L231 247V245H230V243H229V237H223V240H226V241H228V242H226V243H228V245H227V248H225L224 250H220L221 249V247L219 248V250H216L215 249V251L212 249L211 251L209 250V249H211V248H209V247H211L210 245H209V247H206V245L207 244H202L201 242H203L204 243V241L202 240L201 241V237L198 239V241L196 240V236L199 234V236H201L200 234H203L202 235V237L204 236H206L207 238V240H210L209 239V237L211 238V236H210V234H208V233H211V232H208V230H209V225L211 224V222L212 223H217L218 225H221V222H222V225L221 226H224V227H222V228H224V231H223V233H221V235H224L225 236V234H226V232H230V231H232L231 229H232V227L231 226H233L234 227V225H231V223H230V221L229 220H227V219H229V217L228 218H221V215L220 214H218V213H221V210L223 209V207H224V203L222 204V200L221 201H212V200H209V199H207ZM34 199V200H33ZM89 199V200H88ZM96 199V198H95ZM124 199V200H125ZM212 199V198H211ZM222 199V198H221ZM235 199H234V202L233 203H235L236 201H235ZM241 199V200H240ZM249 199V198H248ZM10 200V201H9ZM23 200H25V201H27V202H25V201H23ZM29 200H30V202H29ZM36 200H38L37 202V205H36V208L38 207V208H40V209H38L41 213H43L42 215H41V213L39 214V211H37V209L36 210H34L33 209V207H35V205H33V206H30V207H28L29 206V204H31L32 205V203H35L34 201H36ZM100 200V201H101ZM127 200V201H128ZM152 200H153V198H152ZM163 200V199H162ZM185 200V199H184ZM253 200H255V199H253ZM260 200H262V199H260ZM259 200V202H257V203H259V205H260V203H262L261 201ZM264 200V199H263ZM22 201H23V204H22ZM33 201V202H32ZM122 201H123V199H122ZM154 201V200H153ZM152 201V202H153ZM160 201V200H159ZM171 201V200H170ZM173 201V200H172ZM186 201L188 202V200L186 199ZM197 201V200H196ZM244 201V202H243ZM249 201V200H248ZM247 201V202H248ZM13 202V201H12ZM25 202V203H24ZM32 202V203H31ZM126 202V201H125ZM134 202H137V199H136V201H131V203H134ZM145 202V201H144ZM174 202V201H173ZM172 202V203H173ZM178 202H180V203H178ZM199 202H201V201H199ZM214 202V203H213ZM216 202H218V204H216ZM220 202V203H219ZM239 202V203H240ZM108 203H110V205H111V209H112V211L111 210H109V211H107V213H105V211L106 210H103V207L106 205V204H108ZM131 203H129V205H133V204H131ZM139 203V202H138ZM146 203H147V201H146ZM146 203H143L142 202V205L144 204V206H146L145 204ZM176 203V202H175ZM175 203H173V204H175ZM201 203H203V202H201ZM239 203H236L235 205H236V207H238L239 205H241V204H239ZM22 204V205H21ZM25 204H26V206H25ZM82 204L84 205V206H82ZM98 204L99 205H102L103 203H101V202H98ZM141 204V203H140ZM162 204H164L163 202H162ZM161 204V205H162ZM173 204H171V205H173ZM179 204H180V206H179ZM182 204V205H181ZM188 205L189 206V208H188V206H185L186 208H181L182 206H184V205ZM213 204H214V206H213ZM219 204L221 205L222 204V206L220 207L219 206ZM231 203H229V206H230V208L232 209L233 208V205L234 204H232V207H231V205H230ZM237 204H239L238 206H237ZM256 204V203H255ZM255 204H253V209L255 208ZM80 205V206H79ZM129 205H127L126 207L128 208V209H130L131 207L129 206ZM142 205H140V206H142ZM165 205H167V204H165ZM215 205H218L220 208H217V207H215ZM234 205V206H235ZM241 205V207H243ZM19 206V207H20ZM25 208H23V207ZM56 207H57V205H55ZM87 208H86V207ZM119 206H121V205H119ZM136 206V205H135ZM138 206V205H137ZM143 206V207H144ZM149 206V205H148ZM154 206V205H153ZM178 206V207H177ZM197 206H198V204H197ZM252 206V205H251ZM250 206V207H251ZM55 207V208H56ZM61 207V206H60ZM81 207H84V208H82L84 211H85V213L87 214H85L86 216H88L87 218H84L85 219V221H87V222H83V220L81 219V217H82V214H83V210H82V212L80 213V209H81ZM124 208V210L125 209H127V208ZM176 207V208H175ZM193 207V208H192ZM228 207V206H227ZM239 208V209H241V210H243L244 211V208H245V206L243 207V209L242 208ZM23 208V209H22ZM57 208H59V207H57ZM56 208V209H57ZM62 208V207H61ZM60 208V209H61ZM85 208H86V210H85ZM138 208H140V207H138ZM225 208V207H224ZM235 208V207H234ZM247 208V207H246ZM259 208V207H258ZM261 208H264V206H260V209ZM56 209L54 210V208H53V213L54 212H56ZM60 209H58L59 211H61ZM89 209V210H88ZM127 209V210H128ZM152 209V210H151ZM184 209V210H183ZM221 209V210H220ZM226 209V208H225ZM257 209V208H256ZM25 210V211H24ZM123 210V209H122ZM133 210V212H134V210H136V209H132ZM139 210V209H138ZM158 210H160V209H158ZM220 210V211H219ZM227 210V209H226ZM234 209H232V211H233ZM236 210V209H235ZM234 210V211H235ZM249 209H247V212L249 213V211H248ZM255 210V209H254ZM259 210V209H258ZM11 212V215H10V212ZM64 210L63 211H61L60 212V214L58 213V212H56V214H58V215H60V216H62L61 215V213L62 212H65ZM126 211V210H125ZM142 212H143V210H141ZM151 211V212H150ZM219 211V212H218ZM223 211H224V209H223ZM233 211V212H234ZM237 211H238V209H237ZM260 211V210H259ZM264 211V210H263ZM26 212V213H25ZM48 212H49V210L47 211V214H48ZM109 212V213H108ZM120 212V211H119ZM122 212L123 211H121L119 214H117V215H119L118 217L116 216V218L118 219H120V221H119V219H118V221L119 222H121V221H125L124 220V217H123V215H122ZM143 212V213H144ZM158 212V211H157ZM198 212V211H197ZM236 212V211H235ZM234 212V213H235ZM250 212H251V209H250ZM253 212V211H252ZM262 212V211H261ZM18 213V214H17ZM38 213V214H37ZM50 213V212H49ZM72 213V212H71ZM88 213H89V215H88ZM102 213V216H103V219H102V216L100 215ZM224 213H225V217H227V214L228 213H226V211H224ZM223 213V214H224ZM240 213H241V211H240ZM240 213L238 214L239 216H240ZM247 213V216L249 215ZM255 212H253V214L251 213L250 214V217H247V218H250V220L249 221H254V220H256V219H258L259 217H264V215H263V212L262 213H260V212H257L258 214H254ZM0 214V215H1ZM25 214V215H24ZM37 214V215H36ZM45 215V217L47 216V218L48 217H51V216H49V215H51V214H49V215ZM55 214V213H54ZM104 214H108V215H104ZM14 215H12L13 217H14ZM24 215V216H23ZM36 215V217H34ZM38 215H41V216H38ZM43 215V216H44ZM130 215V216H129ZM136 215H138V213H136ZM216 215V216H215ZM242 215V214H241ZM251 215H253L254 217H252L251 218ZM4 216V215H3ZM11 216V217H12ZM37 216H38V218H37ZM54 216V217H53ZM60 216H57L56 218L57 219H60L59 217ZM94 216H97V217H94ZM105 216V217H104ZM113 216V215H112ZM120 216H122V220H121V218H120ZM157 216V219L156 218H154V217H156ZM228 216H230L229 214H228ZM238 216V217H239ZM255 216H259V217H255ZM5 217V216H4ZM18 217V216H17ZM16 217V218H17ZM18 217V218H19ZM45 217L43 218L44 220H45ZM85 217V216H84ZM93 217H94V220H93ZM100 219H99V218ZM142 217V218H143ZM159 217V218H158ZM224 217V216H223ZM236 217H237V215H236ZM242 217L243 216H241V222H242ZM0 218H1V216H0ZM25 218V219H24ZM55 219V215H53L52 214V219ZM77 218H78V220H77ZM97 218L101 221H99V220H97ZM115 218V220H117ZM148 218H150V219H148ZM162 218V219H161ZM231 218V217H230ZM255 218V219H254ZM5 219V218H4ZM41 220H42V222H43V219H42V217L40 218ZM50 219V218H49ZM49 219H47L48 221H49ZM52 219H50V221H52ZM57 219H55V220H57ZM65 219V220H64ZM74 219H72L73 221H74ZM90 219V220H89ZM96 219V220H95ZM129 219H127L128 221H129ZM148 219V220H147ZM156 219V220H155ZM223 219H225V220H227L226 222H225V220H223ZM245 219V218H244ZM9 220L12 222V220L9 218ZM16 220V219H15ZM40 220V221H41ZM245 220H247L248 221V219H245ZM262 220V219H261ZM36 221H38V222H36ZM49 221V222H50ZM64 221H68V224L70 225V223L72 222V224H74V225H72V227H80V228H77V230H79V231H81L80 233H79V231H76L78 234H76V233H73V232H75L74 231V229L72 228V229H70V228H68V226L69 225H67V222H66V225H67V227L65 228V223H64ZM93 221H95V223H93ZM112 222L110 223V225H107L108 227L109 226H111V227H109V229L110 228H112V227H115L114 225H112V224H114L113 222V219L111 220ZM147 221H148V223H149V225H148V223H147ZM239 221V220H238ZM263 221V220H262ZM15 221H13L12 223H14ZM27 222V223H26ZM34 222H35V224H34ZM41 222V223H42ZM54 222V221H53ZM89 222V223H88ZM131 222V223H132ZM133 222V223H134ZM163 222V223H162ZM219 222H220V224H219ZM223 222L225 223L224 225H223ZM231 222H233V221H231ZM15 223H17V222H15ZM92 223V224H91ZM117 223V222H116ZM126 223H128V222H126ZM132 223V224H133ZM226 223H228L227 225H226ZM235 223V222H234ZM234 223H232V224H234ZM242 223H244V224H246L245 222H242ZM43 224V223H42ZM49 224V226H50V228H49V226H48V230L50 231L49 233L50 234H48L47 233V236L45 235V233L46 232H48V231H46L47 230V225ZM78 224V225H77ZM94 224V225H93ZM121 225L122 224H124L123 226H125V225H127V224H125V222L124 223H120ZM132 224H130L131 226H130V232L132 233V231L131 230H134L135 231V228L137 229V228H139V226H137V225H135V228H133V229H131L133 226H132ZM236 224V223H235ZM238 224V223H237ZM25 225H27V226H25ZM36 225V226H35ZM77 225V226H76ZM89 225H91V226H89ZM134 225V224H133ZM144 226L145 228H147V226ZM218 225H216V226H218ZM229 225H230V228L228 229V228H225V226H227V227H229ZM56 228H55V227ZM106 226V228L108 229V227ZM127 226H129V225H127ZM127 226L124 228H122V226H121V228L122 229H125V231L127 232ZM211 226H213V225H211ZM210 226V227H211ZM70 227V226H69ZM105 227V226H104ZM140 227V229H142ZM215 227V226H214ZM117 228V227H116ZM116 228H113L114 229V232L117 230ZM129 228V227H128ZM149 228V227H148ZM147 228V230H150V229H148ZM213 228V227H212ZM218 228H220L219 226H218ZM238 228V227H237ZM120 229V228H119ZM118 229V230H119ZM144 229V228H143ZM142 229V230H143ZM225 229H227L228 231H226L225 232ZM234 229V228H233ZM236 229V228H235ZM261 229V228H260ZM259 229V230H260ZM25 230L26 229H24V231H23V233L22 234H25L26 235V232H25ZM104 230V229H103ZM106 230V229H105ZM137 230H139V229H137ZM136 230V231H137ZM142 230H141V235L142 234H144V233H142ZM144 230H146V229H144ZM144 230H143V232H144ZM146 230V231H147ZM158 230H160V231H162V235H164V237L162 238V236L161 237H159V234H156V231L158 232ZM237 230V229H236ZM264 230V229H263ZM27 231V230H26ZM42 231H43V233H42ZM84 231V232H83ZM94 231V230H93ZM124 231V232H125ZM133 231V233H137V232H134ZM156 234V235H153L154 233ZM25 232V233H24ZM28 232V231H27ZM107 232V231H106ZM105 232V233H106ZM125 232V233H126ZM128 232H129V230H128ZM214 232V230L212 231V233ZM224 232H225V234H224ZM256 232H258V231H256ZM21 233V232H20ZM31 234V232H28V234ZM124 233V234H125ZM140 233V232H139ZM138 233V234H139ZM147 233V232H146ZM153 233V234H152ZM231 233V232H230ZM30 234L28 235V236H30ZM31 234V235H32ZM42 234H44V235H42ZM100 234V233H99ZM107 234H109V232L107 233ZM107 234H105V235H107ZM119 234V233H118ZM117 234V235H118ZM127 234V233H126ZM214 234H216L215 232H214ZM213 234V235H214ZM229 234V233H228ZM251 234V233H250ZM130 237H132L131 235H130V233L128 234ZM127 235V236H128ZM216 235H220V233H217ZM227 235V234H226ZM258 235H260V234H258ZM7 236V235H6ZM28 236H25L26 237V239H28ZM86 236V235H85ZM108 236V235H107ZM119 236V235H118ZM126 236V235H125ZM136 236L137 235H135L134 237L136 238ZM209 236V237H208ZM246 236H248V238H250V235H245V237ZM252 237H253V235H251ZM31 237V236H30ZM29 237V238H30ZM33 237V236H32ZM31 237V238H32ZM82 237V236H81ZM83 237H84V235H83ZM89 237V238H90ZM123 237V239H124V235L122 236ZM156 237H159V238H156ZM214 237V236H213ZM218 238L220 237V236H217ZM251 237V239L249 240V241H247V239H244V242H246V244H244V245H246L248 248V252L250 251V254L252 253V254H254L253 255V257H257L258 255H255V254H259V252L258 251H260V252H262L264 249H263V245H264V238L262 239V237L260 236V240L262 239L263 240V242L261 241H259V239H257L256 238V236H254L255 238L253 239ZM4 239H5V236L3 237ZM11 238V237H10ZM30 238V239H31ZM34 238V237H33ZM43 238H41L40 240V242L42 243V240L44 241V239ZM50 238V239H49ZM64 238V239H65ZM110 238L111 237H109V239H108V241H110ZM112 238H113V235H112ZM126 238V237H125ZM135 238H133L132 237V240L133 239H135ZM141 237H138L137 236V240H139V243L141 242V241H143L142 239H140ZM220 238H222V236L220 237ZM243 238V237H242ZM247 238V237H246ZM3 239V240H4ZM23 239V238H22ZM29 239V240H30ZM60 239V238H59ZM82 239V238H81ZM118 239V238H117ZM120 240H121V243H120V241H119V247L118 246H114L113 248H114V251H112L111 250V247H109L107 244V242L108 241H101V242H106V243H104L103 245H107L108 246V248L110 249H106V245H105V249L104 250H106L105 252H107V250H109L108 252L110 253V255H111V260H113L114 259V255H116V254H113V253H117V252H120L121 254L120 255H122L123 254V252L125 251L124 249H125V245H126V247L128 248V249H126V253L125 254H123L122 255V257L121 256H119V253L116 255L117 256V262H115V263H118V264H120L121 262V264H123V262L126 260H123L122 261V258H124V255H126L127 257L128 256H130L132 253H134V254H132L134 257H138V259H143V257L141 258V256L143 255H141L140 253H142L141 252V249H140V251H139V247H141V246H143V248H145V246H146V248L148 247L149 248V246H148V244L146 245V244H142L141 245V243H140V245H138V244H135V243H138V241L137 242H135V240L132 242V240L130 241V240H128V237L126 238V240H128V241H126L125 239V241L127 242V244H125V242H124V244L125 245H123V242H122V239L121 238H119ZM158 239V240H157ZM228 239V240H227ZM255 239H257V241H259V242H257ZM2 240V241H3ZM6 240V239H5ZM8 240V239H7ZM6 240V241H7ZM29 240H27L28 241V243L30 242ZM82 240V241H83ZM114 240V239H113ZM123 240V241H124ZM141 240V241H140ZM238 240V239H237ZM251 240L253 241H255V242H257V243H259V244H254L253 242H251ZM5 241V242H6ZM20 241H21V239H20ZM32 241L34 242V243H36L37 244V246L39 245L40 246V244L41 243H39L38 241L36 242V240H35V238H34V240L32 239ZM50 241V242H51ZM81 242V243H79V242ZM159 241V242H158ZM165 241V242H166ZM213 241V240H212ZM242 241V240H241ZM4 242V243H5ZM25 243H26V241H24ZM24 242H22V247H20V245H19V248H20V254L21 255H23L24 256V251H23V246L25 245V247H28L29 248V246L30 245H34L35 247H36V245L34 244V243H32V244H29V246H28V244H25ZM47 242H48V244H47ZM60 242H61V239H60ZM88 242V241H87ZM92 242V240H91V238H90V243ZM101 242H97V243H93V245L95 246L96 244H98V246H102L101 244ZM116 242V241H115ZM128 242L130 243V245L129 246H127L128 245ZM135 242V243H134ZM158 242V243H157ZM0 243H1V239H0ZM77 243H79V244H77ZM90 243H88V244H90ZM118 243V242H117ZM142 243H145V242H142ZM164 243V242H163ZM208 243V242H207ZM225 242H224V244H226ZM238 243H240V242H237V244ZM248 243V244H247ZM2 244V243H1ZM6 244V243H5ZM5 244H3V247H2V249H4V245ZM8 244V243H7ZM86 244V243H85ZM159 244H161V243H159ZM235 244H236V242H235ZM241 244V243H240ZM239 244V246L241 247V245ZM243 244H242V246H243ZM27 245V246H26ZM44 245V244H43ZM42 245V246H43ZM59 245H61V243L60 244H57V247H56V249L59 247ZM78 245V246H77ZM93 245H91V248H92V246ZM110 245V244H109ZM123 246V247H121V246ZM145 245V246H144ZM254 245V246H253ZM34 246H30L31 247V250H32V248L34 247ZM79 246L81 247V249L83 250V252H82V250H80V248H79ZM90 246V245H89ZM112 246V245H111ZM139 246V247H138ZM208 246V245H207ZM8 247V246H7ZM10 247V246H9ZM41 247V246H40ZM46 247V246H45ZM45 247L43 248V249H45ZM49 247H52L51 249H55V247L52 245H50V246H48V248ZM74 247H77V250H71V249H73ZM97 247V246H96ZM184 247H186L188 250H189V252H190V254L191 255H185L186 253H182V251H183V248ZM234 247V248H233ZM23 248V249H22ZM60 248V247H59ZM116 248H118L117 249V251H116ZM209 248V249H208ZM212 248H213V246H212ZM239 248V247H238ZM237 248V249H238ZM244 249L242 250V247H241V249L239 250V251H237V253L239 252H242V253H244L245 255H247V253L248 252H245V251H247V249H245V247H243ZM254 248L255 250H252V249ZM258 248V249H257ZM7 248L5 247V250H6ZM10 250H11V248H9ZM22 249V250H21ZM27 249V248H26ZM25 249V250H26ZM35 251H36V249H38V247L37 248H33ZM56 249H55V251H56ZM97 249H99L98 247H97ZM97 249H95V251L97 250ZM186 249V250H187ZM259 249H261V250H259ZM28 250L29 249H27V255L29 254L28 253ZM59 250V249H58ZM78 250H80V252H82V255L80 256V252H77V255H75V253H76V251H78ZM124 250V251H123ZM194 250V251H193ZM21 251H23V252H21ZM35 251H33L36 255H37V253L35 252ZM38 251V250H37ZM39 251H41V253H45V251L43 250L42 251V249H40ZM38 251V254H40V252ZM52 250H50V252H51ZM74 251V252H73ZM86 252H87V254H84L83 255V257H88V255H90V253L88 254V251L87 250H85ZM103 251V250H102ZM130 251H131V253H130ZM191 251H193V252H191ZM202 251H204V254L202 255ZM214 251V252H213ZM244 251V252H243ZM8 252H9V250H8ZM13 253V249L10 251V253ZM30 252V251H29ZM33 252L31 251V253H32V256L34 255L33 254ZM85 252V253H86ZM112 252V253H111ZM136 252H140L139 254L138 253H136ZM11 253V255H13ZM54 253V252H53ZM56 254H57V252H55ZM104 251L103 252H100L99 251V253H97L98 255L97 256H95L94 257V259L96 258V257H98L97 259H99V260H97L96 259V261L94 260V259H92V260H90V262H93V263H91V264H95V262H98V261H100V259H103V256H104ZM109 253H107V255L109 254ZM176 255H175V254ZM177 253H179V254H177ZM208 255H207V254ZM47 254V253H46ZM59 254V253H58ZM100 254V255H99ZM101 254H103V256L101 255ZM184 254V255H183ZM241 254V253H240ZM238 254L239 256V258H242V256L241 255H243V257H244V259H245V255L244 254ZM249 254V253H248ZM249 254V256H251L252 257V254L250 255ZM262 254V253H261ZM35 255V256H36ZM50 255H51V253H50ZM74 255V256H73ZM106 255V254H105ZM109 255V256H110ZM132 255L130 256V257H132ZM136 255H138V256H136ZM181 255H183L182 257H181ZM206 255L208 256L207 258H206ZM260 255V254H259ZM263 255H264V253H263ZM31 256V255H30ZM47 256H49V255H46V257ZM80 256V257H79ZM101 256V258H99ZM112 256H114L113 257V259H112ZM119 256V257H118ZM187 256V257H186ZM190 256H192L193 257V259H192V257L190 258ZM34 257V256H33ZM105 257V256H104ZM121 257V258H120ZM182 259H181V258ZM260 257H263V256H259V259H257V260H260L261 258ZM54 258V257H53ZM56 258V257H55ZM62 258V257H61ZM60 258V260H59V262L60 261H62L61 263H64V261L62 260ZM74 258V259H73ZM106 258H108L107 256H106ZM126 258V257H125ZM133 258V257H132ZM147 258H145V261L147 260ZM181 260H180V259ZM258 258V257H257ZM52 259V258H51ZM57 259V258H56ZM73 259V260H72ZM109 258H108V261L110 260ZM119 259H121L120 261H119ZM154 259V260H155ZM184 259V260H185ZM228 260V261H226V260ZM252 260V258H246L245 260ZM254 259H256V258H254ZM55 260V259H54ZM54 260H52V261H47V258H46V260H44L45 261V263H46V261H47V263L46 264H57V262H56V260L54 261ZM106 260V259H105ZM133 261L134 260V258L131 260L130 258L128 259V261H126V262H128V264L129 263H132V262H130V261ZM140 260L138 261L137 260V258H135V260H134V262H136V261H138L140 264H144V263H147V264H149V262L147 261V262H145L144 261V259L143 260H141V262H140ZM154 260L152 261V262H154ZM221 260V261H220ZM224 260V261H223ZM245 260H244V263L245 264H249V263H246L245 262ZM250 260V261H251ZM261 260H263V258L261 259ZM104 261V260H103ZM191 261L189 262V264H191ZM238 261L240 262V263H238ZM255 261V260H254ZM70 263V264H73V263ZM76 262V261H75ZM89 261L87 262V263H90ZM106 262H107V260H106ZM114 262V261H113ZM120 262V263H119ZM126 262H124L125 264H127ZM138 262L137 263H135V264H138ZM143 262V263H142ZM220 262V263H219ZM224 262H226V263H224ZM259 262V261H258ZM45 263H42V264H45ZM61 263H59V264H61ZM64 263V264H65ZM68 263V264H69ZM99 263V262H98ZM97 263V264H98ZM100 263L101 264H103V263H105V262H101L100 261ZM172 263V264H173ZM185 263V262H184ZM244 263H242V264H244ZM251 263H252V261H251ZM254 263V262H253ZM262 263V262H261ZM264 263V262H263ZM83 264H86V262L85 263H83ZM106 264V263H105ZM107 264H112V263H108L107 262ZM133 264V263H132ZM153 264H155V263H153ZM181 264V263H180ZM183 264V263H182ZM259 264V263H258Z\"/></svg>",
    "mask_w": 264,
    "mask_h": 264
}]
</instances>
